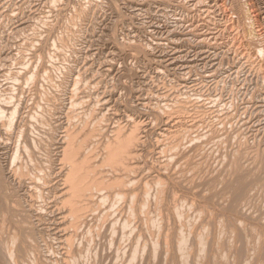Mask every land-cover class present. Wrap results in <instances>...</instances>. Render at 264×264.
I'll return each mask as SVG.
<instances>
[{
    "label": "rangeland",
    "instance_id": "1",
    "mask_svg": "<svg viewBox=\"0 0 264 264\" xmlns=\"http://www.w3.org/2000/svg\"><path fill=\"white\" fill-rule=\"evenodd\" d=\"M53 3H54V5H53ZM248 4L251 5V7L253 9V11H252L254 14L253 26L250 25L248 18L245 15V11H244L245 7ZM84 10H85V12H84ZM81 11H82V13H81ZM80 14H82V15H80ZM70 21H72V22L74 21L75 24L74 23L73 24L75 25V27H73L72 24L70 25ZM68 23H69V27H68ZM40 26H42L43 29ZM71 26L74 29L71 28ZM39 28H41V30H43V31L41 32ZM75 28H77L76 31H74ZM70 29L72 30V32L69 31ZM38 31H40V32H38ZM64 31L67 32V36L71 37V40L68 39L69 37H66V32H64ZM68 31H69V33H68ZM250 31L252 32L251 34L249 33ZM35 32L37 34L42 33L40 36L42 38L44 36L43 39L46 38L49 43L46 42L47 41L46 39L43 40L42 38H40V36H38ZM61 32H62V34L59 35V33H61ZM73 32L75 34H73ZM71 33H72V35H70ZM57 35L61 36V38ZM62 35H64V37ZM73 35L74 36L77 35L78 37L76 36V37L72 38ZM57 37L60 39V42H62V44L60 42H58L59 40H57ZM32 38H35V40H38L37 42H41L42 44L37 43V42L35 44V40ZM51 38H52V40H51ZM53 38H56V39H53ZM62 38H64L65 40L68 39L70 43L68 42L69 43L68 44L67 43L68 40H66V42H65V40ZM39 39L43 40V42L41 40L39 41ZM73 39H75V41ZM30 40L32 41V43L30 42ZM54 40L56 41V43H58V44L55 43L57 45L56 48L59 49V45L61 44L60 48H63V51L66 50L65 53L62 51V49L55 50V47H52L51 45L50 46L52 47V49L54 50V53H56V54H53L52 49L51 50L48 49V48H51V47H47V46H49L51 41H52L51 43L53 45H55L53 43ZM61 40H64V41H61ZM33 41H34L35 45H33ZM63 42H65V46H62ZM73 42H74V44L72 45ZM39 44L41 45V47H39ZM66 44H68V46H66ZM44 46H45V48L47 47V49L43 48ZM29 47H31L32 49ZM64 47H66V48L69 47L70 49H65ZM73 47H74V49H72ZM24 48H26L25 49L26 51L24 50ZM28 48H29V50L31 49V51L29 53H26V56L28 54L29 57L32 55L33 57L31 56V58H34L35 56L38 55L40 57V58L37 57L40 59V60L37 59V60H39L38 62H36V59H35L36 57L33 59V61L32 60L26 61L29 58L28 56H27L28 58L25 56V60H23L21 58L22 51L28 52L27 51ZM71 49H72V53L70 52ZM46 50L49 52V54L44 55L45 53H48V52H46ZM43 51H45V52L43 53ZM24 52H23V54H24ZM51 52H52V54H51ZM67 52L69 53V55H67L68 54ZM74 52H75V54H73ZM19 53H20V55H19ZM33 54H35V56ZM40 54L44 55L45 57H48V59H50L52 56L53 59H56L54 61H57V59L60 57V56H58V54L59 55L64 54V57L61 55V57L59 58V61L61 60V58H65V54H66L67 55L66 58L68 60L66 58H65V61H64V59H62L61 60L62 62L60 61V65H59V61H58L59 66H61V64H64L61 66L64 68V70H62V68L58 70L59 66L57 65V62H53L50 60H49L50 62H47L48 59H46L44 56H42ZM48 55H51V56L49 57ZM55 55L58 57H56ZM71 55H74V56H71ZM41 56L43 59L41 58ZM53 56L56 58H54ZM72 57H74V58L72 59ZM31 58H29V59H31ZM53 59H51V60H53ZM41 60L42 61L44 60L43 61V67H45V65L49 63L48 65H46L47 67H45V68L42 67ZM22 61H24V62H22ZM25 62L26 63L32 62V63L31 64L28 63L27 67H28V69H30V70H28L29 72L24 71V73H23V69L25 70L27 68L26 64H24ZM51 62L53 64L56 63V65H53ZM34 63H37V67L40 68L39 71H43L42 74H41V72H38V73L34 72L37 68L34 66L35 65ZM38 63H40V64L38 65ZM65 63L67 64L66 67H64ZM77 63H78V66H77ZM29 64L32 67L34 66V68H32L34 73L32 72L31 68H29V67H31V66H29ZM32 64H34V65H32ZM73 64H75V65H73ZM21 65L23 68H21ZM50 65H52L53 67L54 66H56V67L53 68L52 66L50 67ZM68 65L71 67H69ZM48 66L53 71L57 70L56 75L60 71L58 74L59 76L54 75L53 71H51L48 68ZM83 67H85V68H83ZM46 68L50 70V73L52 72L51 73L52 75L48 73L49 71L47 72ZM69 68H70V70H68ZM74 68L76 71L74 70ZM20 69H22L21 70L22 72L20 71ZM79 69H83V70L79 71ZM84 69H85V71H84ZM44 70H46V71H44ZM65 70H68V71H65ZM26 71H27V69H26ZM36 71H38V69ZM82 71H84V72L82 73ZM4 72H7V73H4ZM45 72H47V73H45ZM65 72H67V73H65ZM0 73H1V75L3 74V76H0V78H1L0 79V103H1L0 105H2L1 107H3V105H4V106H8V108H10L13 104L12 107L14 108L16 103L18 104V102H20V104H19L20 109L18 108L19 112H17V113H20L21 111L27 110L25 108V107H27V103L29 105L28 108H31L30 105H34V106L37 105L36 103H38L40 101H41L40 102L41 104L40 103H38V104H40L42 106V103L45 100V98L49 97V99L51 98V100H52V102L50 100V103L54 104V107L57 108L56 110H59L58 112H60V114H59L58 118H54L55 116H52L54 118V119H52L51 115H50L51 118L49 117L50 121L52 120L51 123L53 122L52 123L53 125L50 123V121L48 119L49 115L47 116V114H48V112H46V111H48V109L46 107L47 103H45V104L43 103L44 106H42L41 108H39L40 105L37 106L38 108L36 106L35 107L33 106L34 108H36V110L32 107L36 111V113H38V115L35 113V111L32 108L29 111L30 113L33 114V115L30 114L31 116L28 118L30 120L33 119L31 122H29L32 124H28L31 126L30 132L33 129H35L36 132L38 134H40L39 133L40 131L37 130V127H38L39 130H41L42 134L40 135L41 137L39 135L37 137H39V139H41V138L43 139L42 136L44 134L47 137V138L45 137L46 138L45 140L43 139L44 140L43 143H45V144H47L46 140L49 139L48 141H50V138H54L53 135L56 134L55 133L56 124L59 123L60 121L64 122L65 109L66 108L70 109L68 107H72L73 105H75L77 99L80 102V97H81V102L83 101L82 98L83 99L87 98V99L84 100L82 102V104H81V102L79 103L77 101L79 103V105L81 104V106L79 107L77 105L79 107V109L77 106H75L76 110L75 109L71 110V111H74L73 113H75L77 111V109L79 111L78 113H76V115H74L73 118H75L77 116V118H75V120L76 119L78 120V118L81 117L82 115L85 118L86 113L90 114V112H91V117H92V115L97 113L96 115H94L93 119L96 118L98 121L94 120L95 121L94 123H93V120H91L89 118V116H90L89 114H88L89 116H87L88 118L86 117L87 120H86V118L84 119L83 117H81V119H83V120H81L82 122L85 121V123H87L91 120L90 122H92L95 125L97 122H99V119L101 120L102 113L104 111H106L105 112L106 114L103 113V115L105 114V119L104 118H103L104 120L102 119V121H101L102 123L99 122V124H101L103 126L98 124L99 126H101V129L104 132H106V133L101 132L103 134L107 135L110 131L109 125L111 126L110 128H112L114 123H118V124H115L114 126L122 124L120 126H122V127L125 126V127H123V129L125 128V130H126L129 128L132 120L134 121L136 119L134 122L138 121V124L140 121V124L138 126H140L141 124L143 125L145 122H147V124L145 123L143 125V127H138V129L140 128L139 129L140 131L142 130L141 132L138 131V133L140 135H142V133L146 134L148 132L146 134V136H144V134H143L142 137L141 136L140 137L142 139L144 138V140L148 137L147 138L148 140L147 139L146 140L149 142H146V145H148L147 143H149V145L148 146L144 145L146 140L144 141L138 136L139 140L136 142V144L138 143V145H137V147L135 145V147H136L135 149L138 150V154H137V151H135V155H137L138 159L135 158V156H134L133 158H134V160L135 159L136 160L135 161H133V159L131 160L137 165L135 166L133 162H130V164H131V166H130L131 168L129 169L130 171L128 174H126L124 176H127V178H129L128 175H130L132 168L134 169L136 167L138 169L139 164L142 165L143 164L142 162L145 161L146 158L147 159L149 158L148 161L146 159V161L144 163V164H147V166L143 164V167L146 166V168L150 169L151 171L153 169L154 171L150 172V171H148V169L145 170L146 168H144V171H147V172H145L147 174H145L143 171V167L141 169V166H139L140 169H138L139 171L137 170L138 173L135 171L136 170V168H135V170L132 171V174L134 172V174L135 173L138 174V175L135 174L136 176H139L140 174L141 175L139 177H136L134 175V177H133L131 174L130 179L137 178L138 180L133 179L132 183H135L134 181H139V182H136L137 184L135 183L136 186L139 184V185H142L143 187L142 186L140 187L139 185H138V187H136V186H134L135 184L131 185V183H130L131 180L129 182H127L126 184L134 186V188L136 187L135 192H136L137 188L140 189V190H138V192H136V194L138 196L140 195L139 198L137 196L134 199L136 204L138 203L139 199H140L139 200V202H140V201H143V197H145L144 198L145 200L148 197L147 198L148 204L150 205V204L156 203V204H153L154 208H156L157 204L159 206V201H158L159 198L161 199V198L167 197L166 196L167 194L169 195V197H167L168 200L166 198H164L167 203L163 202L162 201L163 199L160 200V202H161L160 206H162V207L161 208L157 207L158 211H155V209H153V207L151 205H150L151 207L148 206V204H147V207H149L148 209L145 208L146 205H144V207L142 206L145 210L144 211L141 208L145 212L144 213L143 211L141 212V209H140L141 206L138 209L137 205L138 204L143 205V203L146 204L147 202H145V200H144V202H142V203L140 202L136 205L134 200L132 201L131 200L132 198L129 199V197H128L129 196L128 191L130 189L132 190L134 188L132 187L128 190V188L131 186L126 188L127 186L125 185L124 188L127 190L126 191L124 190V191L128 194L125 193V196H123V199H121L122 197H119L121 200L119 199V201H117V198H114L116 200L117 204L113 203V205H114V207H113L111 205V203H109L111 201L113 202V200H114L113 196L110 195L108 198H106V199H108V201L109 200L110 201L109 202L105 201V200L104 201L107 202V205L109 203L111 205L110 207H112V208L109 209V206H107L106 203H104V204L101 203V204L105 205L103 207L101 206V209L104 212V216H103V214H101L102 210L100 208H98L99 211L101 212L100 213L98 211V214H100V216L98 214H97L98 215L97 216V215H95L96 213H94L92 215H95L97 217L93 216V219H92V218H88V217H91V215H89L88 217H86V219H85L86 221H84L87 224V226H86V224H84L85 225L84 226L82 223L79 225V228L83 227L82 230H80L79 228L76 229V231L78 232V230H79V233H80L81 231L83 232V229L86 227V230L85 229L84 230L86 232L89 230V234H90V231L93 232L94 230L95 231L97 230V232H98L102 228V229H105V231L107 230L110 233V235L113 232L114 235L112 234V236L117 241H119V240L121 241L122 239H124L125 240L124 243H126V241H129L131 239V238L129 239V236L130 237H132V236L136 237L138 240L141 237V234L145 235V233H146L145 236L149 237V235H147V231H145L144 233H143V231L145 229L149 231V229H147V228H152L149 231V232L153 233V237H152V234L150 233L151 234L150 237L152 240L150 238L147 239L144 235L142 236V239L140 238L141 241L146 238L144 242L147 241V243H148L147 245H146V243L144 245L143 241L140 244V241H139L140 239H139L138 240L139 241L138 245L140 244L139 245L140 247H139L138 245H136V242H135L136 238H133V237L129 241V243L131 242L130 244H132L133 241L135 242L134 243L135 249H136V247H138V249H136V251H135V249L134 250L131 249L133 247V244H132V247L129 246L130 247L129 248L127 246V244L129 245V243L127 242L126 244H123V245H126L127 247L126 246L123 247L121 245V243H123V242H118L119 243L118 244L116 240L112 239V237L109 236V233H107L108 236H106L107 235L106 233L104 235L103 232H105V231H102V230L100 231V233H97V236H95L96 234L94 231L93 233L95 235L94 234L93 235L95 237L92 236V234H90L92 237L89 236L87 234L88 232L87 233L83 232V234H85V233L86 234L84 236L82 234L81 237L83 236V238H86V239L89 238V239H87V242L85 241V239H84V241H82L83 239H81V237H80V234L82 232L80 234L76 232L77 234L75 233V236H74L75 238L73 237V239H75V240L72 239L71 244L73 247L75 244L77 246L75 245L76 248L75 247L73 248V251L75 254H74V257H71L73 260H70L71 258L68 259V258H66V256H63L66 254V251L64 250L65 245L64 244H63L64 246L63 245H57L60 243L59 242L60 236H63L65 234H67L68 232L69 233L71 232V229L69 228V225L67 222H66L67 224L65 226L63 224L61 225V227L59 226V223L62 221H60L61 219L59 217H58V219L56 217L59 216L60 211H57V214H56V210L54 209L55 211L53 210L54 211L53 215H52L53 212L51 213L52 210L47 211L48 213L49 212L51 213V214L49 213L51 216L49 214H45V213H47L46 211L41 212V217L44 216L42 218L47 219V220L44 219L45 222H43L44 220L41 217H40V220H38V222L35 219H33L34 217H32V219L30 217L31 222H32V220H35L38 223V225H37L38 227H37V226H35L36 223L32 222L33 227H35L34 230H36V229L39 230V232L37 230L35 231L36 232L35 233V236H36L35 239H37L39 237V238H43L46 241L47 238H49L47 240V242H42V243H41V241H44L43 239L37 240V241L35 240V242L33 241V243L35 245L37 243V244L41 245L43 248L39 245L38 246L36 245L37 247H39V248L41 247L42 250L45 249V251L42 255V257H44L43 258L44 260H43L40 252H38L39 248H37L38 249L37 250L38 257L40 254L41 259L37 258V262H34V264L35 263L38 264V261H39V264L42 261H45V263H42V264H48L49 260H52V261H50L51 263L49 262V264H72L69 261L74 262V260L76 263L74 262L73 264H77L78 260H79V262L81 261L79 264H85L83 261H86V263H87L89 260H91L90 262H92L93 257H90L92 259H89L88 256H89L90 252H91L90 253L91 256L95 255L97 253L96 250L97 251L99 250L97 255L102 254V257L99 256L100 258L97 257L98 258L97 259L96 258L97 255L94 256V259H93L94 261L91 264H95V261L97 262L96 264H98L99 260H100V264H102L104 261L105 262L107 261V262L103 263V264H118V263L119 264L120 263L121 264H123V263L128 264V262L130 263L131 261H132V264H147V262H148V264H182V263L184 264L186 257L189 255H187V256L183 255L184 257H181L182 252H184L183 254H185V255L190 254V256H189L190 260H189V258H187V260H186L187 262H189V264H197V263L201 264L202 262L200 263V260L203 261L202 259H206V260H204V262L205 261L207 262L208 257L210 255H211V257H214L215 253H216L217 261L214 262L215 261L214 258L209 257L210 259H212V261L208 260V263H205V264H209V263L211 264V262L213 264L214 263L216 264L217 262H218V264H264V197H263L264 196V0H0ZM31 73L33 74L32 76L29 75ZM44 73H45L46 79H45V77H43V78L41 77V76H44ZM71 73H73V74H71ZM79 73H81V74H79ZM5 74H6V77L4 76ZM34 74H36L37 76L39 74V81H38L39 85L42 84V83H40L42 81L46 82L47 78H49L51 81L55 80L57 77L59 78L61 76L60 74L63 75V77L61 76L62 78L60 77L63 80H59L60 78L59 79L57 78L56 83L54 85L53 82H55V81L49 82V79H48L47 81L49 82V84H48L49 86L47 85L48 82H46V84L44 82L42 85H40V87H42V89H40V87L37 88L38 87V85H36L37 82L33 83V84H32V82L30 84H29V82L24 83V81L26 82L27 78H29V77L31 79L29 78L27 81H31L32 79L35 80L34 77H36V76ZM78 74H79V76H81L80 79H81L82 84L80 83V80H77V79H79ZM8 75H9V77H8L9 79L7 78ZM25 75L26 76L28 75V76L26 77ZM74 75L78 77V78L75 77V80L78 81L77 83H75V84H77L76 86H78L79 88L81 86V88L83 89V87L85 85V87H88L86 92L90 93L91 96L89 94H86L85 92H83L85 90H83L82 91L83 93H82L80 91L82 89L81 88L79 89L78 87L75 86V84H74L75 80H73ZM22 76H24V77H22ZM51 76H54V77H51ZM4 77L7 79H5ZM18 77H19V80H21V81L18 80ZM40 78H42V80ZM51 78H54V79H51ZM67 78H69V79H67ZM82 78L83 79L85 78L84 81L86 84H83L84 82H83ZM88 78H89V80H91V83L89 82V84H87L88 81H86V80H88ZM69 80H70V82H69ZM12 81L14 82V88H17V89L13 88V84H11V83H13ZM35 81H37V80H35ZM35 81H33V82H35ZM61 81H63V82L65 81L64 82L65 85L63 84V82L61 83ZM20 82H22V83H20ZM92 82H94L93 85H91ZM15 83H16V86H15ZM17 83H18V85L20 84L19 87L17 86ZM59 83L61 84V86ZM66 83H68V84L66 85ZM21 84H23V88H22ZM44 84L47 85L50 89H53V91L49 90L47 86H46L47 88H45ZM50 84H51V86H50ZM27 85L28 86L31 85V86H29L30 88H25L26 89L25 90L24 86H27ZM33 85H36V87H34ZM82 85H83V87H82ZM88 85L91 88H89ZM52 86H54L55 88L54 87L52 88ZM70 86H73V88L76 87V89H73V90L76 91L77 89H79L77 91H80V92L79 93L77 92L76 94H74L75 91L73 92V90H71L72 87H70ZM105 86L107 88H105ZM60 87H61V89H60ZM97 87H98V90H97ZM32 88H36V89H32ZM58 88L61 90V92L63 94L58 90ZM62 88H63V90H62ZM68 88H70V89H68ZM92 88H94L93 90H95V93H94V91L92 92L93 94L90 91ZM104 88L106 90L108 89L107 92L105 91ZM19 89H21L22 91ZM28 89L29 90L32 89V90L28 91ZM37 89H40L41 91L37 90ZM54 89H56V93H55ZM64 89H66V90H64ZM111 89H113V90H111ZM24 90H25V92L21 96L19 95V97H18L17 95H18L19 91H21L19 93V94H21ZM34 90H37V92L35 91V94H34L35 96L34 95L32 96ZM42 90L44 93L46 92V90L47 91L49 90L51 92L48 91L47 94L45 93V98H43L44 96L42 94H44V93H42ZM38 91H39V93H38ZM101 91L104 92L105 94H103ZM108 91H110L111 94ZM15 92L17 93V95L15 94ZM26 92L32 93L31 94L32 97L30 96L29 93L27 94V96L29 95L30 97L29 96L27 97L26 95H24V94H26ZM69 92H71V93L69 94ZM50 93L51 94L53 93L54 95L52 94L53 96L50 97V95H51ZM57 93H59V94L56 96ZM72 93L74 94L75 97L72 95ZM80 93L83 94V96ZM96 93H98V94L96 95ZM6 94L7 95L10 94L12 96H9V99H8V96ZM13 94H15L18 98H16L15 95L13 96ZM94 94H95V97L92 96ZM107 94H108V96H107ZM37 95L39 96V98L41 97L43 99V101L41 98L39 99L40 101L39 100L37 101V99H38ZM70 95H72V96H70ZM79 95H80V97H79ZM87 95H88V97H86ZM104 95H106V97ZM6 96H7L6 99L8 101L5 99ZM25 96L28 100L25 98ZM46 96H48V97H46ZM76 96H78V97L76 98ZM96 96L98 98V101H95V102H97L98 104H94L95 103L94 98H96ZM122 96H124L125 98ZM144 96H146V97H144ZM156 96H158V97L161 96V97H159L161 99L159 100V98ZM163 96L166 99H164ZM12 97L16 99V100L14 99V101H17V99H19V100L14 103V101L12 100ZM56 97H59V99L57 98V100H55ZM62 97H63V99H62ZM68 97H69V99H68ZM92 97H94V98H92ZM107 97H111L112 100L110 98H107ZM120 97H121V99H118ZM31 98H33V99H31ZM71 98H72V100L73 99L76 100V101L73 100L75 102L74 104H71L73 101L68 103V101H70ZM176 98L178 99V101ZM21 99L23 102L21 101ZM108 99L110 100L109 102L107 101ZM115 99L118 101L119 105L117 103L115 106V101H116ZM122 99H124V101H122ZM162 99H164V100H162ZM10 100H11V102L13 101L12 104L9 103ZM95 100H97V99H95ZM102 100H104V101H102ZM105 100L109 104L106 102V104L104 103L105 105L104 104L101 105L103 102H105ZM156 100H158V102L160 104ZM5 101H7V103L9 105L10 104L11 105L10 106L7 105V103H5ZM26 101H28V102H26ZM31 101L33 104H31ZM34 101H37V102L34 104ZM88 101H91L92 104L90 102V103H88V105L85 104L86 107H82V105L84 106L83 103L84 102L87 103ZM99 101H101L102 103ZM121 101H122V103L120 105ZM2 102H4V104ZM56 102H59V103L57 104ZM65 102H67V103H65ZM127 102H129V103H127ZM138 102L140 104H138ZM153 102L154 103L156 102V103L154 104ZM167 102H169L170 104ZM21 103H23V105L25 104L26 106L25 105L23 106ZM112 103L114 104V107H113ZM161 103H162V105H161ZM177 103L179 104L178 106H177ZM93 104L95 106L97 105L96 107L100 112L99 111H96V112L93 111L94 109H96L95 107H93L94 106ZM127 104H128V106L130 104V107L132 110L131 112L129 109L130 107H127ZM132 104H133V106H131ZM156 104H157V107L159 108V110H157L158 108L156 107ZM158 104L161 106V108L159 107ZM163 104H165V105H163ZM173 104H175L176 106ZM59 105H60V107H59ZM61 105L63 106V108ZM89 105H90V107H89ZM138 105H140V107H141V105L142 106L146 105V106L138 108ZM147 105H148V107H147ZM151 105L152 106L154 105L156 110H154V108ZM166 105H170L171 108H172L171 105H173V109L170 110L169 107ZM107 106L112 107V109L111 108L107 109ZM124 106H126V107H124ZM44 107L46 108V110L43 109ZM81 107H82V110H81ZM101 107H102V109H99ZM134 107H137V108H135L137 110L134 111L133 110ZM145 107H147V108L150 107L153 109H150V108L147 109L146 108V110H145ZM165 107H167V109H169V110H166ZM178 107H179V110H176V109H178ZM3 108H2V110H5L4 114L7 112L6 114L10 115V111H8L9 109L7 107H6V109H5V107H3ZM21 108H23V110H21ZM58 108H60V109H58ZM72 108H74V107H72ZM89 108H91V110ZM162 108H164L163 109L164 112H163ZM10 109H12V108H10ZM41 109H43V110H41ZM83 109L84 110L87 109V110H85L86 112H83V114H82L80 112L83 111ZM118 109H120V111ZM139 109H143V111H141ZM31 110H33L34 113ZM37 110L38 111L41 110V114L44 113V111H45L46 116L44 114H42V117H40L39 119H37V120L34 119V115H36L35 117L38 118V116L40 114V112H38ZM107 110H109L108 111L109 114H108ZM92 111L95 113H92ZM115 111H117L116 113L119 112L118 115L115 114ZM144 111L149 113V115L146 112L144 113ZM110 112H111L112 116H111ZM123 112H125V113H123ZM151 112H155V113L151 114ZM156 112H160L161 114L160 113L158 114ZM166 112L169 113V115H167ZM17 113L14 114L15 116L13 115L14 117L12 116L13 119H11V125H12V123L14 124V125H12V127L14 126L13 127L14 129L11 127L12 132L9 131L10 134L7 133L8 129H10V127L8 128L7 124H3V123H5V121H4L5 118H6V121H8L7 118H9L10 116L7 117V115L5 114V118L3 117L4 122L0 121V123L2 124V125H0V127H1L0 138L3 136L2 139H0L1 140L0 142L1 143L4 142V140H6V137H8V136H9L8 141H9V139L11 140L9 142L7 141L9 143V144L8 143L6 144L7 150L4 149V150H6L5 154L7 157H5V154L3 155L2 151H1L2 149L0 148V160H1L0 163L2 162L1 163L2 165L1 164L0 165H1V167L6 165L4 167V170H5L4 173H7L10 162H15V159L13 161V157L15 155V153H14L15 151L13 149H15L14 145L16 144L15 143L16 141L14 138L16 135V130H15L16 127L15 126H17V124L19 123V117H20V114L22 112L19 115ZM138 113H139V115H138ZM4 114H3V116H4ZM16 114H17V116H16ZM41 114H40V116H41ZM77 114L78 115L81 114V116L78 117ZM127 114H130L132 119L129 118L130 116ZM162 114H164L165 117ZM43 115L47 118V120H46V118L44 119ZM60 115H61V117H60ZM98 115H100L101 118ZM135 115H137L139 118L137 116L135 117ZM144 115H146V116H144ZM155 115L157 117H159V118L156 117L155 122L157 125L153 124ZM166 115H167V117H166ZM109 116H111V119H109L110 118ZM16 117H18V118H16ZM112 117H114V118H112ZM126 117H127V119H126ZM143 117H144V119H143ZM168 117H169V119H168ZM116 118H119V119H116ZM122 118H125V119L122 120ZM149 118H151V119H149ZM40 119L42 120V122H43V120H45V122H43V123L40 122L41 121ZM56 119H59V122L57 121V123H56ZM115 119H116V121L117 120H119V121L115 122ZM164 119H165V121L166 120L167 121L165 122ZM34 120L37 121V125L35 123L36 121L34 122ZM38 120H40L39 121L40 124L38 123ZM77 120H76V122H77ZM79 120H80V118H79ZM106 120H109V121H106ZM161 120L164 121L163 124L161 123ZM47 121H49V122H47ZM72 121H74V120L71 119V122ZM81 121H79V122L81 123ZM124 121H125V123L129 122L128 123L129 125L128 124H127L128 126L126 124L123 125ZM14 122H16V123L18 122V123L16 124ZM108 122L111 124L108 125ZM158 122H159V124H158ZM41 123H42V125L44 124V126H41ZM74 123H75V121H74ZM78 123H76V125ZM89 123H87V125H90L88 127H91L92 125ZM103 123H105V125ZM48 125H50V126L55 125L54 127H50V128L55 129V130L51 131L49 127L48 128L45 127ZM40 126L43 127L44 129H41ZM104 126H105V128L108 127V129H107L108 131L105 128H103ZM5 127H6L7 131L4 129ZM33 127H35V128H33ZM85 127H86L85 130L88 129L87 126H85ZM144 127H146V128H144ZM147 127L150 130H148ZM167 127H168V129H167ZM31 128H33V129H31ZM142 128H144V130ZM154 128H155V130H154ZM3 129H4V131H3ZM151 129H152V131H151ZM181 129L182 130L184 129V131H187V133L181 132L182 131ZM158 130L160 132H158ZM188 130H189V134H188ZM45 131H46V134H45ZM144 131H146V133ZM153 131H155V132H153ZM36 132L34 130L32 131V134L33 135L35 134L34 136H32L31 133H30L31 135L29 134L30 138L33 137V139H36L35 141H37V139H38L37 137H35L37 135ZM48 132L49 133L51 132L52 135L49 134ZM156 132H158V133H156ZM162 132H164V133H162ZM5 133L8 135H6ZM161 133L164 134L165 137L163 135H161ZM11 134L14 137H12ZM47 134H48V136L49 135H51V136L48 137ZM157 134H159L161 137ZM106 135H104V136L102 135V136H100V138L102 137L101 139L103 140ZM150 136H152L151 138L153 139V144H152V139H150ZM156 136H157V138H156ZM162 137H164V139ZM159 138H162V139L159 140ZM140 140H142L144 143H142V141H140ZM157 140L162 141V143L160 142V144H159V141L157 143ZM165 141H167L168 143ZM163 142H165V143H163ZM139 143H141V145ZM155 144H158L159 146L156 145L157 147H155ZM162 144H163V146H162L163 151L160 148L161 147L160 145H162ZM140 146H141V148H139ZM145 146L147 148L152 146V147H150V149L152 148L154 150H152V149L150 150L149 148L146 149ZM0 147H2V145ZM8 147H10V149ZM142 147H143V150H141ZM137 148H139V149H137ZM165 148L167 149V152H166ZM11 149L13 151H11ZM158 149H160L162 152H160V150L158 151ZM144 150L145 151L146 150L152 151V153L148 151V153L146 152V154H147L146 155ZM139 151H140V154H139ZM3 152H5V151H3ZM153 152L155 153L154 155H153ZM156 152L158 154H156ZM22 153H24V152L21 151L20 155ZM159 153H160V155H162L164 153V155H162V156H165V154L168 155V157L165 156L163 158L161 156L162 162L164 159L165 160L168 159L167 161L163 162V163L166 162L165 165L167 164V162H170L169 163L170 165L169 164L166 165L167 168H165V165H163V163L161 162ZM9 154H11V155H9ZM34 154H38V156H41L40 155L41 153L40 152L38 153V151H36V153H34ZM149 154H151V155H149ZM24 155L26 156V153ZM24 155L23 154L21 155V158L24 160V161H22V163L25 162V159H27L26 157H24ZM139 155H142V156L139 157ZM1 156H3L4 158ZM35 156H37V155H35ZM35 156H33V157H35ZM38 156L35 158L40 159V160L37 159L40 163L41 161H43L44 156L43 155H42L43 157L42 156L38 157ZM143 156L145 157V159ZM234 156L235 157L237 156L239 158V159L237 158L238 160H236V161L234 160V162H236L237 164L239 162L240 166H239V164L237 166V164L235 165V163H233V159H236ZM157 157H158L157 164L159 162L158 166H160V164H161V166L162 165L164 166V167L162 166L160 168L158 167L159 170L158 169L157 170L160 171V169L164 170V168H165V171H164L165 173L162 170V174L164 173L163 175L161 174V171L157 173L156 169H154L157 166V164L155 163L157 160ZM139 158L140 159L142 158L143 160H140ZM36 159H35V162L37 161ZM18 160H20V157L18 158ZM18 160L16 159V162H18ZM137 160H139L140 162ZM149 160H151L152 163ZM38 161H37V163H38ZM30 162H34V160L33 161L29 160V163ZM29 163L27 160L28 165H26V167L28 168L29 166H31V168L30 167L28 168L29 170H31L34 167L33 165H35V164L31 163V164H33V165H31ZM37 163H36V165H37ZM41 163L43 164L44 161ZM148 163H149V165L155 163L154 164L155 166L151 165L154 168H152L151 166H149L150 167L149 168ZM15 164L16 163H14V165ZM132 164H133V166H132ZM232 165L234 166V168L232 167ZM33 170L34 169H32L31 171H33ZM108 173H109L108 175H110V172H108ZM153 173H154V175H153ZM166 173H167L168 177H167ZM142 175L146 179L143 178ZM148 175H150L151 177L152 176L154 177V178H152L153 181L155 180V177H156V180L154 182H156L157 178L160 175H162L164 179L162 178V176H160V180L158 179L159 185H160V187L162 185V188L156 187L158 185H156V183H153L152 180L148 181L149 180ZM238 175L241 176V177L239 176V179H238ZM151 177H150V179H151ZM242 177H243V180L240 179ZM139 178L142 180H140ZM165 178L166 179L168 178L167 179L168 182H167V180H166V182L164 181ZM9 180L7 182L8 184L11 183L12 179H9ZM126 180L127 179H125V181ZM143 180H144V184H143ZM254 180L256 181V182H254L255 184H253ZM13 181H15L16 184H15V182H13V183L9 184V186L13 190L16 188L14 191L12 190V192L14 195L17 192L16 193V196H17L20 193L19 185L17 184V180H13ZM161 181H162V183H161ZM242 181L243 182L245 181L244 183H246V184L241 183L240 185L243 184L242 186H240L239 184H236V183L242 182ZM140 182H142V183H140ZM147 182H148V184L150 182V187L152 184H155L154 186H152L153 191H154V189H155V191H157L156 189H158L159 193L156 192L157 193L156 194L154 191L156 196H159V197L155 198V202H153V200H154L153 197L151 198V200L149 199L151 196L155 195L152 190H151V192L154 195H152V193H149V192L148 193L151 195H149V194L148 195L146 194L147 196L141 195L143 190L148 191V189L150 188L149 187L147 189L148 186H147V184H145ZM163 182L168 184V185H165V184L163 185ZM256 183L258 185V187H257L258 190L256 189V186H257ZM251 184H253V186ZM228 185L230 187V189H229L230 191L227 189ZM16 186H18V187H16ZM163 186L165 189H163ZM234 186H235V188L233 190ZM244 186L245 187L247 186L246 187L247 189L244 190ZM248 186H249V188L253 187L252 189L256 190L253 192H256V193L252 194L253 192L251 189L248 190ZM237 187L238 188L241 187L240 189H238V192L243 190L242 195H239V193H236ZM141 188L143 190H141ZM144 188H146V189H144ZM150 189H149V191H150ZM161 189H163L164 191ZM167 189L169 192L166 191ZM231 190H233V192ZM246 190H248V191H246ZM250 190H251V192H250L251 194H249ZM162 191L164 192L165 195H163ZM160 192L162 193L161 194L162 196L160 195ZM240 194H241V192H240ZM141 196H142V198H141ZM18 197H21V196L19 195ZM110 198H112V200ZM124 198H125V203H124ZM173 198H175V199H173ZM23 199L21 201L22 203H20V204L21 205L24 204V206L22 205V207L27 208V206H25V204L27 205L28 198H26L27 201H25V199L23 201ZM126 199H127V201H131V203L130 202L126 203ZM0 201H1V199H0ZM3 201H1V202L5 203ZM120 201H122V202L120 203ZM24 202H27V203H24ZM119 203L121 205H122V203H124L122 205L123 207ZM129 203L132 207L136 205L135 208H136V210L138 209L137 211L134 210V207L132 209L130 206V208L132 210H134L135 213L138 214L139 211L141 213H144V215L148 217V218L146 217L148 220L143 221L144 220V219H142L143 214H141V213H139L138 215L136 214L137 218L139 217L138 218L139 220H136L137 218L133 215L135 213L132 212L133 213L132 214L130 212L131 209L128 208V206H127V205H129ZM183 203L185 204V206L187 204V207L184 208L185 210L182 208L183 209V211H182L181 205ZM164 204H165V206H164ZM2 205L7 206L6 204H2ZM9 206H7V207H9ZM117 206H119V207H117ZM120 206L122 207V214H121V210H120L121 207ZM124 206H127L126 208L129 209V212H127L128 211V209H127L126 214H124L125 210H126V208ZM188 206H189V208H188ZM104 207H105V209H106V207H108L106 210L107 211L110 210V212L105 211L103 209ZM114 208H116L117 210L120 211L121 216L116 209L114 210ZM118 208H120V209H118ZM150 208H152L153 211ZM112 209H113V211H115V213H113V214H115L116 216H119L120 218L122 216L126 217L124 219V221H122L118 217H115V215L114 216L111 215V220H109V222H108V219L110 216L108 217L107 213H109V215H110L112 213ZM149 209L151 210V213L153 212L150 216H149V214H150ZM160 209H161V211H159ZM164 209H166V212ZM123 210H124V213H123ZM147 211L149 212L148 214L146 213ZM184 211H186V214H185L186 216H184L185 220H184V217L181 216L182 214L184 215V213H185ZM43 213H44V215H43ZM163 213L165 216H162ZM165 213H168L167 214L168 217ZM105 214H106V216H105ZM127 214H128V216H126ZM45 215H47V216H45ZM101 215H102V217H105V218L107 217L106 218L107 221L105 220L106 222L104 221L103 218L101 221ZM188 215H189V217H187ZM145 216H144V218H145ZM151 216L154 217V219H157L158 221L161 220L160 221L161 223H159L160 225H162L164 222V224H167V225H164V224L163 225L169 228L168 229V234H169V240H168L169 245L168 246L169 247L167 249V254L165 252L164 253L162 252L163 251L162 250L163 245H159L162 248L157 247L156 244H158L157 243L158 241L156 242V244H155V242L153 244L154 246H156V249L158 251L153 248L154 246L152 248H150V244L153 242L154 237H155L154 240H156V238H157V240H159L160 239L159 237L163 232L161 229L160 230L162 232L161 231L157 232L155 230V229H157V227L155 228L154 226L156 225L159 227L160 225H158L157 220H156V223H154L155 220H153ZM5 217H6V215H5ZM5 217H3L1 215L0 221H3V219H4V221L6 222V224H5V222L3 221L5 224L4 228L5 227L7 228L8 226H6V225H9V223H10L9 220H11V216L9 217V215H8V217L10 219L6 217L7 219H9V220L6 219L7 221L5 220ZM50 217L53 219L51 220ZM98 217H99V219H98ZM114 217H115V219L117 218L116 220L118 222L120 219V222L118 223V225H116L117 223H114L115 222ZM127 217H128V223L130 220L133 222V224H132L133 226L130 224L132 222L129 223L133 227V228L131 227L133 230L136 229L135 225H138V227H137L138 229H136L135 231L130 230L129 234H127V233L129 232L130 225L128 223H126V225H125V223L123 224V222H125V220H127ZM166 217L168 219L167 221H166ZM49 218L52 222H50V220L48 221ZM54 218H56L55 221H54ZM87 218H88L89 222H88ZM129 218H130V220H129ZM158 218H160V219H158ZM163 218L165 219V221H162V220H164ZM186 218H188V220ZM17 219L18 218H16V216H15V218H14L15 224H17L16 221H20V218L18 220ZM91 219L93 220L92 221L93 223L90 222ZM141 219H142V221H141ZM41 220H42V222H40ZM96 220H97V222H95ZM98 220H100V221H98ZM135 220H136V224L134 222ZM149 220L152 222L154 221L153 223L155 225L153 226ZM57 221L58 222L60 221V222L58 223ZM111 221L112 222L114 221V222L111 223ZM137 221L140 222V225H139V222H137ZM206 221L210 222V223L207 224ZM14 222L11 221V224L8 227L9 229L7 228L9 230V232L5 228L6 231L4 230V232H6V235H5V237L2 236L3 237L2 239L6 238L5 240H9V238L12 237L11 233L16 234L19 232L17 227L15 226ZM53 222H54V224H53ZM99 222H100L101 226L96 225L92 229L89 228L91 226V223L93 225L94 223L99 224ZM104 222H105V224H104ZM144 222H146L145 226L147 224V226H146L147 228H144L145 226H142V224ZM184 222L185 223L187 222V224H185ZM41 223H43V227L41 226L42 225ZM46 223H48L47 226H46ZM88 223L90 225H88ZM13 224H14V226H13ZM102 224L104 225V228L102 227ZM112 224H114L115 226ZM150 224L153 227L150 226ZM191 224H193V227L195 229H193V227H190ZM105 225L107 227H105ZM128 225H129V228H128ZM163 225L160 227L165 228ZM183 225H185L184 228L186 227L185 229H183V231L185 230V233L184 232L183 233L184 234L187 233V236H185L183 233L180 232V229L183 228ZM197 225L199 226L198 229H196L198 227ZM12 226L15 228V231H17V232H15L13 230L14 228ZM40 226H41V228H40ZM55 226H56V228H55ZM108 226L109 227L111 226V227L109 228ZM119 226L120 227L123 226V227L120 228ZM148 226H150V227H148ZM57 227H58V229H57ZM65 227H68V229H67L68 231L67 230L64 231ZM87 227H88V229H87ZM96 227H97V229H94ZM98 227L99 228L101 227L100 230ZM139 227H143V228H139ZM111 228L114 231H112ZM159 228L157 229L158 231H159ZM11 229L14 232H11L12 231ZM52 229L55 230V232H53ZM69 229H70V231H69ZM109 229H111V230L109 231ZM121 229H122V231H121ZM141 229H144V230L141 231ZM188 229L190 230L191 233H193L192 232L193 230H194V232L195 231H197V232L193 233L194 234L193 235V234L189 233ZM139 230H140V232H142L141 234H140ZM239 230H241V234H240ZM45 231L46 232L49 231L48 234L45 233ZM61 231H63V232H61ZM115 231H118V232H116V233H118L117 234L118 238H119L120 232H124V237H126V238H123V236H122L123 233H121L120 234L121 239L118 240V238L115 237V235H116ZM131 231H133V232H131ZM242 231L245 235L242 233ZM40 232L42 233V237H41ZM50 232H53V234H51ZM136 232H138L140 235H138V233H137V236H136ZM156 232L158 234L160 233L159 237L155 236V235L158 236V234H154ZM7 233H9V234H7ZM39 233H40V235H39ZM58 233H60V235H58ZM188 233L190 234V236H188ZM219 233H222L221 234L222 236ZM126 234H127V236H126ZM132 234H135V235H132ZM182 234L184 235L185 238L190 237V238H188L189 241H188V239L185 240V238L183 237ZM238 234H240V235L238 236ZM7 235H9L10 237H8ZM76 235L78 237L77 240H76V238H77ZM217 235L221 236V238L218 237ZM19 236H20V234H19ZM53 236H54V240L51 239V240H53V241H51L50 238L51 237L53 238ZM100 236H102L103 239H101ZM107 237H109L108 238L109 240L110 239L112 240L110 242L107 239V245H108V241H109L110 244H112L114 242L115 245L113 244V247H117L116 249H119V247H120V249H121V247H122V249L124 248L123 249L125 252L124 258L126 257L125 258L126 261L124 260V258H122L123 255H121V257L119 256L120 254H119L118 250H115V249L113 250L112 249L113 247H110V245H108L111 248V249H109V247L105 245L106 244L105 238H107ZM217 237L222 239V241L220 239H218V241H216ZM91 238L93 240H91ZM127 238L129 240H126ZM17 239L20 240V242H21V239H19V238H17ZM98 239H99V241H102V240H104V241H102V243L99 244V241H97ZM183 239H184L185 243L188 241V245H186L183 242ZM18 240H16L15 243H17ZM89 240H91V241H89ZM219 240L221 241L220 242L221 245L217 244L219 242ZM159 241H160L159 244L163 243L161 240H159ZM20 242L18 241V243H20ZM52 242L54 244H51ZM76 242H78L79 244H80V242L82 243V244H80V247H79V244ZM89 242H91V244ZM97 242H98V244H97ZM18 243H17V245L14 244L15 245V246H13L14 250H15V247H16V249H19ZM44 243H46V245H44ZM47 243H50L49 244L50 246L53 245L54 247H52V248H54V249L58 248L59 246H61V247L59 249H55L57 251H54L51 247H45V246H48ZM92 244H94V245H92ZM95 244L97 247L99 245V247H98L99 249L95 248L96 247ZM181 244H182V247H180ZM215 244L220 245L219 249H217L218 246H216ZM81 245H83V246H81ZM100 245H101V247L103 246V249L100 248ZM104 245H105V247H104ZM116 245H118V246H116ZM148 245H149V247H147ZM184 246H186V247H184ZM77 247L80 248L82 253L83 252L85 253L88 250V252L85 253V254H88V256H85L84 253L83 254L78 253L79 248H77ZM106 247L108 249L105 250ZM213 247L214 248L216 247L215 249H217V250H215ZM50 248H51V250L54 251L53 252L54 256L50 252ZM125 248H129V249H125ZM182 248L183 249L185 248L184 249L185 251H183ZM186 248H187V250H186ZM47 249H49V252L47 251ZM74 249L75 250L77 249L76 252ZM85 249H86V251H85ZM213 249H214V251H211ZM58 250H59V252H58ZM93 250H95L96 253L95 252L92 253ZM102 250H105V251L103 252ZM126 250H127V252H126ZM131 250L134 252H132ZM209 250L211 252H209ZM15 251H17V250H15ZM46 251L48 252V255H47ZM60 251L62 253H60ZM114 251H117L115 253H118L117 256H119V259H118V257L115 258L116 254L114 253ZM128 251H130L131 254ZM55 252H58L59 254H56ZM49 253L51 254V256L49 255ZM126 253H128V254H126ZM154 253H155V257L152 256V254L154 255ZM207 253H211V254L209 255ZM213 253H214V255H212ZM59 255H61V256H59ZM83 255H84V259H82ZM132 255H133L134 259L130 258V257H132ZM179 255H181V256H179ZM77 256H80L79 259ZM81 256H82V258H81ZM206 256H207V258H206ZM60 257L61 258L63 257V260ZM87 257H88V259H87ZM152 257H154V258H152ZM180 257L185 258V259H181ZM45 258H49V260L47 261V259L45 260ZM128 258H129V261H127ZM197 258H199V259H197ZM53 259L56 261H54ZM57 259H58V261H57ZM67 259H68V261H67ZM103 259H104V261H103ZM1 260L2 259H0V264H7V262H8V261H5L6 262L5 263L4 260H2L4 262L3 263ZM40 260H42V261H40ZM64 260H65V262H63ZM121 260H123V261H121ZM187 262H186V264H187ZM204 262H203V264H204ZM8 264H10V262Z\"/></svg>",
    "mask_w": 264,
    "mask_h": 264
},
{
    "label": "bare ground",
    "instance_id": "2",
    "mask_svg": "<svg viewBox=\"0 0 264 264\" xmlns=\"http://www.w3.org/2000/svg\"><path fill=\"white\" fill-rule=\"evenodd\" d=\"M56 4V3H55ZM58 4V3H57ZM53 5H54V3H53ZM53 8V7H52ZM59 11V10H58ZM83 11V10H82ZM82 11H81V13H82ZM244 11H245V15L247 16V18H248V21H249V23H250V25H252L253 26V24H254V14H253V9H252V7H251V5H247L246 7H245V9H244ZM84 12H85V10H84ZM83 12V13H84ZM80 13V12H79ZM80 15H82V14H80ZM74 23V21L72 22V21H70V25L72 24L73 25V27H75V23ZM42 29H43V27L42 26H40ZM68 27H69V23H68ZM72 26H71V28H73ZM41 28H39L40 29V31L42 32L43 30H41ZM254 28V27H253ZM74 29V28H73ZM252 29V28H251ZM77 30V28H75V30L74 31H76ZM36 31V30H35ZM40 31H38V32H40ZM69 31H71L72 32V30L70 29ZM69 31H68V33H69ZM37 32V31H36ZM35 32V33H36ZM64 32H66V31H64ZM63 32V33H64ZM250 34L252 33L251 31L249 32ZM37 34V33H36ZM42 34V33H41ZM40 33H38L37 35L38 36H40L41 35ZM62 34V32L61 33H59V35H61ZM73 34H75L74 32H73ZM59 35H57V36H59ZM70 35H72V33L70 34ZM78 35V34H77ZM76 35V36H77ZM63 37H64V35H62ZM76 36H72V38L73 37H76ZM56 37V36H55ZM60 38H61V36H59ZM66 37H69V36H67V32H66ZM78 37V36H77ZM40 38H42L41 36H40ZM43 38H44V36H43ZM42 38V39H43ZM32 39H34L35 40V38H32ZM31 39V40H32ZM46 39V38H45ZM45 39H43V40H45ZM53 39H56V38H53ZM62 39H64V38H62ZM68 39H70L71 40V37H69ZM68 39H66V40H68ZM77 39V38H76ZM30 40V42L32 43V41ZM41 39H39V41H40ZM43 40H41L42 42H43ZM47 40V39H46ZM51 40H52V38H51ZM57 40H59L58 42H60V39L57 37ZM65 40V39H64ZM64 40H61V41H64ZM66 40H65V42H66ZM74 41H75V39H73ZM38 40H35V44H36V42H37ZM46 42H48V40L46 41ZM52 42V41H51ZM50 42V44H49V46H47V47H55V50H59V49H62V51H63V48H60V45L62 44V42H60L61 44L59 45V49H57L56 48V44H58V43H56V41L54 40V44L55 45H53L52 43ZM65 42H63V45L62 46H65ZM69 42V40L67 41V43ZM37 43H40V44H42L41 42H37ZM49 43V42H48ZM70 43V42H69ZM68 43V44H69ZM34 44V41H33V45H35ZM39 44V47H41V45ZM47 44V43H46ZM68 44H66V46H68ZM74 44V42L72 43V45ZM32 45V44H31ZM38 45V44H37ZM51 45V46H50ZM71 45V44H70ZM71 45V46H72ZM46 46V45H45ZM45 46L43 47V48H45ZM61 46V47H62ZM70 46V47H71ZM34 47V46H33ZM47 47L45 48V49H47ZM52 47L51 48H48V49H52ZM29 48H31V47H29ZM29 48H28V52H24V51H22V53H21V58L23 59V60H25V56H26V53H29L30 51H31V49L29 50ZM65 49H70L69 47H64ZM26 48H24V50H25ZM37 49V48H36ZM72 49H74V47L72 48ZM72 49H71V53H72ZM35 50V49H34ZM39 50V49H38ZM42 50V49H41ZM26 51V50H25ZM61 51V52H62ZM68 51V52H69ZM23 52H24V54H23ZM42 52V51H41ZM45 51H43V53H44ZM46 52H48L47 50H46ZM52 52H53V54H56V53H54V50L52 49ZM52 52H51V54H52ZM56 52V51H55ZM64 53L66 52V50H64L63 51ZM62 52V53H63ZM67 52V53H68ZM20 53H19V55H20ZM38 53V52H37ZM70 53V54H71ZM36 54V53H35ZM35 54H33L34 56H35ZM39 54V53H38ZM46 54H49V52L48 53H45L44 55H46ZM73 54H75V52L73 53ZM23 55V56H22ZM37 55V54H36ZM40 55H42V54H40ZM44 55H42V56H44ZM61 55L64 57V54H58V56H60L61 57ZM67 55H69V53L67 54ZM66 54H65V58H66V56H67ZM27 56H28V54H27ZM26 56V57H27ZM32 56V55H31ZM31 56L29 57V58H31ZM42 56H41V58H42ZM49 57L51 56V55H48ZM56 56V55H55ZM58 56H56V57H58ZM71 56H74V55H71ZM24 57V58H23ZM27 57V58H28ZM33 57V56H32ZM36 57V58H35ZM34 58L36 59V62H38L40 59V57L37 55V56H35ZM37 57H39V58H37ZM45 57V56H44ZM54 57V56H53ZM56 57H54V58H56ZM59 57V58H60ZM76 57V56H75ZM28 58V60H26V61H29V60H32L33 61V59L34 58H31V59H29ZM46 59H48V57H45ZM59 58L57 59V61H54V60H56V59H53L52 58V56H51V58L50 59H48L47 60V62H50V61H53V62H57V65H58V61H59ZM65 58H61V60L62 59H64V61H65ZM74 57H72V59H73ZM77 58V57H76ZM75 58V59H76ZM37 59H39V60H37ZM43 59V58H42ZM45 59V60H46ZM51 59H53V60H51ZM67 59V58H66ZM70 59V58H69ZM71 59V60H72ZM50 60V61H49ZM60 60V61H61ZM68 60V59H67ZM66 60V61H67ZM44 61V60H43ZM43 61L41 60V62H42V67H43ZM60 61H59V65H60ZM63 61V62H64ZM22 62H24V61H22ZM21 62V63H22ZM62 62V61H61ZM69 62V61H68ZM75 62V61H74ZM28 63H32V62H25L24 64H26V67L28 66ZM45 63V62H44ZM52 63V62H51ZM67 63V62H66ZM65 63V66L64 67H66V64ZM79 63V62H78ZM78 63H77V66H78ZM29 64V66H31ZM35 64V65H34ZM34 64H32V65H34L35 67H37V63H34ZM40 63H38V65H39ZM49 64V63H48ZM48 64H46V65H48ZM53 64V63H52ZM76 64V63H75ZM75 64H73V65H75ZM23 65V64H22ZM22 65H21V68H23L22 67ZM45 65V67H47ZM53 65H56V63L55 64H53ZM58 65V66H59ZM62 65H64V64H61V66ZM72 65V64H71ZM25 66V65H24ZM34 66L32 67H29V68H31V70H32V72H33V69L32 68H34ZM52 65H50V67H51ZM61 66H59L58 67V70L59 69H61L62 68V70H64V68L63 67H61ZM69 66V65H68ZM67 66V67H68ZM40 67V66H39ZM45 67H43V68H45ZM53 67V66H52ZM54 67H56V66H54ZM53 67V68H54ZM69 67H71V66H69ZM74 67V66H73ZM5 68V67H4ZM48 68H49V66H48ZM79 68V67H78ZM81 68V67H80ZM83 68H85V67H83ZM2 69V68H1ZM26 69H27V71H26ZM25 70L23 69V73H24V71L25 72H29L28 70H30V69H28V67L26 68ZM38 69V71H36ZM47 69V68H46ZM51 71H53L51 68H49ZM49 69H47V72L49 73V74H51L50 73V70ZM22 69H20V71H21ZM36 70L34 71V72H41V74H42V72L43 71H39L40 70V68H36ZM55 70V69H54ZM61 70V71H62ZM68 70H70V68L68 69ZM68 70H65V71H68ZM74 70H75V68H74ZM80 70H83V69H79V71ZM44 71H46V70H44ZM57 71V70H56ZM56 71H53V74L54 75H56ZM76 71V70H75ZM78 71V72H79ZM84 71H85V69H84ZM84 71H82V73L84 72ZM106 71V70H105ZM22 72V71H21ZM33 72V73H34ZM47 72H45V73H47ZM55 72V73H54ZM60 72V71H59ZM59 72H58V74H59ZM72 72V71H71ZM77 72V73H78ZM4 73H7V72H4ZM45 73H44V76H41L42 78L43 77H45V79H46V76H45ZM65 73H67V72H65ZM64 73V74H65ZM70 73V72H69ZM68 73V74H69ZM75 73V72H74ZM22 74V73H21ZM20 74V75H21ZM26 74V73H25ZM56 75V76H59V75ZM71 74H73V73H71ZM79 74H81V73H79ZM79 74H78V76H79ZM23 75V74H22ZM30 76H32L33 74L31 73V74H29ZM36 77H34V79L35 80H37V81H35V80H33V81H35V82H33L32 80L31 81H27L29 78H27V80H26V82L24 81V83H27V82H29V84L32 82V84L33 83H36L37 82V84L36 85H38V87L37 88H39L40 87V85H42L45 81H42V82H40V83H42V84H38V81H39V74H38V76L36 75V74H34ZM47 75V74H46ZM52 75V74H51ZM62 77H63V75L62 74H60ZM66 75V74H65ZM64 75V76H65ZM77 75V74H76ZM83 75V74H82ZM93 75V74H92ZM0 76H3V74L1 75V73H0ZM5 77H6V74L4 75ZM19 76V75H18ZM26 76V75H25ZM28 76V75H27ZM26 76V77H27ZM48 76V75H47ZM60 76V77H61ZM69 76V75H68ZM72 76V75H71ZM85 76V75H84ZM89 76V75H88ZM4 77V78H5ZM9 77V75L7 76V78ZM22 77H24V76H22ZM25 77V78H26ZM32 77V78H33ZM49 77V76H48ZM51 77H54V76H51ZM59 77V78H60ZM61 77V78H62ZM66 77V76H65ZM70 77V76H69ZM75 77H77V76H73V80H75ZM96 77V76H95ZM7 78H5V79H7ZM21 78V77H20ZM38 78V79H37ZM42 78H40L41 80H42ZM58 78V77H57ZM56 78V79H57ZM58 78V79H59ZM59 79V80H63V79ZM78 78V77H77ZM76 78V79H77ZM81 76H79V79H77V80H80V83L82 84V82H81ZM1 79V78H0ZM9 79V78H8ZM15 79V78H14ZM24 79V78H23ZM22 79V80H23ZM31 79V78H30ZM49 78H47V80H48ZM51 79H54V78H51ZM56 79L55 80H50L49 79V82L51 81V82H53V81H55V82H53L54 83V85H55V83H56ZM67 79H69V78H67ZM66 79V80H67ZM87 79V78H86ZM92 79V78H91ZM16 80V79H15ZM18 80H19V77H18ZM17 80V81H18ZM46 80V82H48ZM82 80H83V84H86L85 83V78L83 79L82 78ZM100 80V79H99ZM19 81H21V80H19ZM58 81V80H57ZM72 81V80H71ZM76 81V80H75ZM74 81V84L75 83H77L78 81H76L75 82ZM86 81H88V83L87 84H89V82L91 83V80H89V78H88V80H86ZM101 81V80H100ZM13 82V81H12ZM46 82H45V84H46ZM49 82L47 83V85L49 84ZM59 82V81H58ZM63 81H61V83H62ZM65 82V81H64ZM64 82H63V84H64ZM67 82V81H66ZM69 82H70V80H69ZM73 82V81H72ZM10 83V82H9ZM20 83H22V82H20ZM23 83V84H24ZM93 83L94 82H92V84L91 85H93ZM11 84H13V88H14V82L13 83H11ZM10 84V85H11ZM23 84H21L22 85V88H23ZM44 84V85H45ZM52 84V83H51ZM51 84H50V86H51ZM60 84V83H59ZM68 83H66V85H67ZM108 84V83H107ZM106 84V85H107ZM25 85V84H24ZM36 85H33L34 87H36ZM47 85H45V88H47L48 86ZM53 85V84H52ZM65 85V84H64ZM71 85V84H70ZM77 84H75V86H76ZM95 85V84H94ZM100 85V84H99ZM105 85V84H104ZM15 86H16V83H15ZM17 86L19 87L20 86V84L18 85V83H17ZM29 86H31V85H29ZM28 85L27 86H24V89L25 88H30ZM47 86V87H46ZM60 86H61V84H60ZM74 86V85H73ZM73 86H70V87H72V89L71 90H73V89H76V87H78V86H76V87H74L73 88ZM89 86V85H88ZM96 86V85H95ZM94 86V87H95ZM98 86V85H97ZM54 86H52V88H53ZM57 87V86H56ZM67 87V86H66ZM82 87H83V85H82ZM12 88V87H11ZM21 88V89H22ZM55 88V87H54ZM79 88V87H78ZM80 88H81V86H80ZM79 88V89H80ZM86 88V89H85ZM87 88L88 87H85V85H84V87H83V89L82 90H80L81 92L83 91V90H85V91H83V92H85L86 94H89L90 96H91V94L90 93H87L86 92V90H87ZM89 88H91L90 86H89ZM105 88H107L106 86H105ZM104 88V89H105ZM14 89H17V88H14ZM21 89H19V90H21ZM32 89H36V88H32ZM32 89H30V90H32ZM40 89H42V87H40ZM40 89H37V90H40ZM48 89L49 90H51V91H53V89H50L49 87H48ZM60 89H61V87H60ZM59 88H58V90L61 92V90H60ZM68 89H70V88H68ZM79 89H77V90H79ZM94 88H92L90 91H91V93L94 91V93H95V90H93ZM96 89V88H95ZM13 90V89H12ZM26 90V89H25ZM25 90L21 93V94H19L21 91H19V93H18V95H17V93L15 92V94L19 97V95L21 96L24 92H25ZM29 89H28V91H30ZM37 90H34V92H33V94L32 93H29V92H26V94H24V95H26L27 96V94L29 93L30 94V96H31V94H32V96L35 94V91L37 92ZM44 90V89H43ZM43 90H42V93H44L43 92ZM48 90V91H49ZM55 90V93H56V89H54ZM62 90H63V88H62ZM64 90H66V89H64ZM70 90V91H71ZM75 91V90H73V92L75 91V93L74 94H76L77 92L79 93L80 91ZM88 90V91H89ZM97 90H98V87H97ZM96 90V91H97ZM108 90V89H107ZM107 90L105 89V91L107 92ZM111 90H113V89H111ZM41 91V90H40ZM47 90H46V94H47V92H48ZM51 91H49V92H51ZM58 91V92H59ZM89 91V92H90ZM11 92V91H10ZM14 92V91H13ZM12 92V93H13ZM18 92V91H17ZM82 92V93H83ZM102 92V91H101ZM109 93H110V91H108ZM112 92V91H111ZM11 93V94H12ZM38 93H39V91H38ZM41 93V92H40ZM45 93L44 94H42L43 96V98H45ZM62 93V92H61ZM71 92H69V94H70ZM84 93V94H85ZM103 94H105L104 92H102ZM108 93V94H109ZM115 93V92H114ZM135 93V92H134ZM15 94H13V96L15 95ZM51 94V93H50ZM53 94V93H52ZM50 95V97L51 96H53V95ZM59 93H57L56 94V96L58 95ZM63 94V93H62ZM67 94V93H66ZM74 94L72 93V95L74 96ZM81 94V93H80ZM85 94V95H86ZM93 94V93H92ZM98 93H96V95H97ZM102 94V95H103ZM108 94H107V96H108ZM111 94V93H110ZM7 95V94H6ZM15 95V96H16ZM41 95V94H40ZM72 95H70V96H72ZM82 96H83V94H81ZM8 96V99H9V96H12V95H7ZM7 96L5 97V99L7 98ZM16 96V98H18ZM26 96H25V98H26ZM29 96V95H28ZM27 96V97H28ZM29 96V97H30ZM31 96V97H32ZM35 96V95H34ZM38 96V95H37ZM36 96V97H37ZM49 96V95H48ZM48 96H46V97H48ZM61 96V95H60ZM63 96V95H62ZM69 96V97H70ZM92 96H94L95 97V94L94 95H92ZM101 96V95H100ZM99 96V97H100ZM105 97H106V95H104ZM110 96V95H109ZM64 97V96H63ZM63 97H62V99H63ZM69 97H68V99H69ZM75 97V96H74ZM78 96H76V98H77ZM79 97H80V95H79ZM85 97V96H84ZM86 97H88V95L86 96ZM94 97H92V98H94ZM102 97V96H101ZM112 97V96H111ZM111 97H107V98H110L111 99ZM114 97V96H113ZM122 97H124V96H122ZM144 97H146V96H144ZM156 97H158V96H156ZM159 97H161V96H159ZM158 97V98H159ZM38 99H37V101L41 98H39V96L37 97ZM57 98L59 99V97H56L55 98V100H57ZM73 98V97H72ZM72 98L70 99V101H68V103H70L71 101H73V100H75V99H73L72 100ZM90 98V97H89ZM104 98V97H103ZM125 98V97H124ZM163 98H164V96H163ZM14 99L15 98H13L12 97V100L14 101ZM23 99V98H22ZM22 99H21V101H22ZM27 99V98H26ZM30 99V98H29ZM31 99H33V98H31ZM35 99V98H34ZM42 99V98H41ZM87 99V98H86ZM86 99H83L82 98V100L84 101V100H86ZM91 99V98H90ZM95 99H97V100H95ZM101 99V98H100ZM114 99V98H113ZM118 99H121V97L120 98H118ZM161 98H159V100H160ZM164 99H166V98H164ZM164 99H162V100H164ZM177 99V98H176ZM7 100V99H6ZM16 100V99H15ZM19 99H17V101H18ZM28 100V99H27ZM36 100V99H35ZM50 100H51V98L49 99V97L48 98H45V100L43 101V99H42V101H43V103L45 104V103H47L46 104V107H47V109H48V111H46V112H48V114H47V116H48V119H49V121H50V118L52 117V116H55L54 118H58V116H59V114H60V112H58L59 110H56L57 108H55L54 107V104H52V103H50ZM54 100V99H53ZM89 100V99H88ZM112 100V99H111ZM116 100V99H115ZM126 100V99H125ZM8 101V100H7ZM7 101H5V103H7ZM13 101L11 102V100L9 101V103H13ZM17 101H14V103L15 102H17ZM30 101V100H29ZM33 101V100H32ZM32 101H31V104H33L32 103ZM37 101H34V104L37 102ZM40 101V100H39ZM76 101V100H75ZM77 101H78V99H77ZM76 101V103L73 101L71 104H74L75 103V105H71L72 107H74V108H72V107H68V108H70V109H65V117H64V122H62V121H60L59 122V119H56V123H57V121L59 122V123H57L56 124V130L55 129H53V128H50V127H54V126H50L52 123H51V121H50V125H48V126H45L46 128H50V130L52 131H54L55 130V135H53L54 136V138H50V141H48V140H46V142H47V144H45V143H43L44 142V140L47 138L44 134H43V139L41 138V139H39V137H37L38 135L40 136L42 133H41V130H39V128L36 126L37 125V119H39L40 117H42V114H44L45 115V111H44V113H42L41 114V110H43V109H45L46 110V108L44 107L43 109H41L40 111H38V112H40V114H41V116H40V114H39V116H38V118L37 117H35L36 115H34V119H36V120H34V122L36 123V127H37V130L38 131H40L39 133L40 134H38L37 132H36V130L35 129H33V128H35V127H33V128H31V129H33L36 133H37V135L35 136V137H37L38 139H37V141H35L36 139H33V137H29V134L31 133L32 134V131L30 132V125H28V124H32V123H29V122H31L32 120H30V119H28L31 115H33L32 113H30L29 111H30V109L34 106V105H30V107L31 108H28L29 107V105H28V103H27V107H25L27 110H25V111H21L20 113H17V112H19L18 110L20 109L19 107V104H20V102H18V104L16 103V105H15V107L13 108L12 106H13V104H12V106L10 107V108H12V109H10V108H8V106H4L3 105V107H5V109H6V107L9 109H7L8 111H10V115L9 114H6L7 115V117H9V118H7L8 119V121H6V118H5V114H4V112H5V110H2V108L3 107H1L2 105H0V121L2 122L3 121V117L5 118V123H3V124H7V126H8V128L10 127V129H8V132L7 133H9V131H11V127H12V125H14L13 123H12V125H11V119H13L12 118V116L15 114V113H17L18 115L20 114V117H19V123L17 124L16 122H14V123H16L17 124V126H15L16 128H15V130H16V135H15V137L12 135V137H14L15 138V145H14V148L15 149H13L15 152V155H14V157H13V161H14V159H15V162H10V164H9V168H8V171H7V173H4L5 172V170H4V167L6 166L5 164V166H2L1 167V165H0V199H1V201H3V202H5V203H2L1 201V203L2 204H6L7 206H9V207H7V206H3L1 203H0V216L2 215L3 217H5V215H6V217L7 218H9L10 216H11V220H9V219H7L6 217H5V220L7 219V220H9L10 221V223H9V225H6V226H10V224H11V221H13L14 222V218H15V216H16V218H20V221H16V223L17 224H15V222H14V224H15V226L17 227V229H18V233H16V234H13V233H11L12 234V237H10L9 235H7L8 237H10L9 238V240H5V239H2L3 237H5V235H6V232H4V230H5V228H4V226H5V224H6V222L4 221V219H3V221L5 222V224H4V222L3 221H0V259H2V260H4V262L5 261H8L7 262V264L10 262V264H34V262H37V258H40L41 259V257H42V255H43V253H44V251H45V249H41V245H39V244H37L36 243V245L38 246H41L40 248L39 247H37L34 243H33V241L35 242V240L37 241V240H42L43 238H37V239H35L36 238V236H35V231L37 230H34V228L35 227H33V224H32V222H35L36 224H35V226H37L38 225V220H40V217H41V212H47V211H51V213H52V215L54 214V211L56 210V214H57V211H60L59 212V216H55L57 219H58V217L61 219H59L60 221H62V222H58L59 223V226L61 227V225L63 224L64 226L68 223V225H69V228L71 229V232L69 233H67V234H65V235H63V236H60V240H59V242L61 243H59V244H57V245H65V251H66V254L65 255H63V256H66V258H71V257H74V251H73V248L75 247V245H74V247L72 246V239H73V237L75 236V233L77 232L76 231V229H78L79 228V225L80 224H82L83 223V225L84 224H86L84 221H86L85 219H86V217H88L89 215H91V217H88V218H92L93 219V216H95V215H97L98 214V211H99V209L98 208H100L101 209V206L103 207V206H105V205H103L104 203H106V205H107V202H105V201H108V199H106V198H108L110 195L111 196H113V199L114 198H117V201H119V197H122L121 199H123V196H125V191L127 190V189H125L124 188V186L126 185L127 187L126 188H128L129 186H131L132 184H135L136 182H139V181H134L135 183H132L133 181V179L134 180H138L137 178H132V179H130L131 177V174H132V171L133 170H135V166L137 165V164H135L133 161H135L134 160V156H135V158H137L138 159V157H137V155H135V151H137V154H138V150H136L135 148L137 147V145H138V143L136 144V142L139 140V138H138V136L140 137H142V135L144 134V133H142V135H140L139 133H138V131H140L139 129H138V127H143V125L146 123L147 124V122H145L142 126L140 125V126H138L139 124H140V121H139V124H138V121H136V122H134L133 120L131 121V124H130V126H129V128L128 129H126L125 130V128L123 129V127H125V126H120V125H122V124H120V125H117V126H114L115 124H118V123H114L113 124V126H112V128H110L111 126L109 125V124H111V123H109L108 122V125H109V129H110V131H109V133L106 135V134H103V133H101V132H104L102 129H101V126H103V125H101V124H99V122L100 123H102L101 121H102V119L104 118L105 119V112L106 111H104L103 113H105L104 115H103V113H102V118H101V116L100 115H98V116H100V118H101V120L99 119V122H97L95 125L93 124L95 121L94 120H97L96 118L95 119H93L94 118V115H96L97 113H95L96 111H99L98 109H97V105L95 106L94 104H98L97 102H95V101H98V98H97V96H96V98H94V106L93 107H95L96 109H94L93 111H95V112H93L92 111V113H95L94 115H92V117H91V112H90V116L86 113V115H85V118L87 117V116H89V118L91 119V120H93V123L92 122H90L89 120V122H87V123H89V124H91L92 126L91 127H88V126H90V125H87V123H85V121H81V120H83V119H81V117H83V115L81 116V114L80 115H78V117L79 116H81V117H79L80 118V120H79V118H78V120H77V122H76V120H75V118H77V116L75 117V118H73L74 117V115H76V113H78L79 111H78V109H79V107L81 106V104H82V102H81V97H80V102H81V104L79 105V103ZM92 101V100H91ZM91 101H88L87 103H83L84 104V106L82 105V107H86L85 106V104H87L88 105V103H90ZM102 101H104V100H102ZM108 102L110 101L109 99L107 100ZM106 100H105V102H101V101H99V102H101L102 104L101 105H103L104 103L106 104V102H107ZM117 101V100H116ZM115 101V106H116V104L118 103V101L116 102ZM122 101H124V99H122ZM122 101L120 102V105H121V103H122ZM157 102H158V100H156ZM177 101H178V99H177ZM176 101V102H177ZM23 102V101H22ZM26 102H28V101H26ZM41 102V101H40ZM40 102H38V103H40ZM51 102H52V100H51ZM60 102V101H59ZM59 102H56L57 104L59 103ZM62 102V101H61ZM107 102V103H108ZM112 102V101H111ZM126 102V101H125ZM161 102V101H160ZM166 102V101H165ZM3 104H4V102H2ZM25 103V102H24ZM30 103V102H29ZM38 103H36L37 105H35L36 107L38 106V105H40V104H38ZM43 103H42V106H44L43 105ZM55 103V104H56ZM65 103H67V102H65ZM124 103V102H123ZM127 103H129V102H127ZM142 103V102H141ZM145 103V102H144ZM143 103V104H144ZM149 103V102H148ZM154 103V102H153ZM156 103V102H155ZM154 103V104H155ZM159 103V102H158ZM164 103V102H163ZM167 103H169V102H167ZM1 104V103H0ZM10 104V105H11ZM22 105H23V103H21ZM56 104V105H57ZM91 104H92V102H91ZM90 104V105H91ZM104 104V105H105ZM109 104V103H108ZM113 104V103H112ZM126 104V103H125ZM138 104H140L139 102H138ZM160 104V103H159ZM158 104V105H159ZM170 104V103H169ZM6 105V104H5ZM7 105H9L8 103H7ZM9 105V106H10ZM21 105V106H22ZM25 105V104H24ZM23 105V106H24ZM55 105V106H56ZM64 105V104H63ZM70 105V104H69ZM68 105V106H69ZM79 107H78V106ZM90 105H89V107H90ZM118 105H119V103H118ZM161 105H162V103H161ZM163 105H165V104H163ZM173 105H175V104H173ZM173 105H171L172 106V108L170 107V105H166V106H168L169 107V109L171 110V109H173ZM179 104L177 103V106H178ZM182 105V104H181ZM180 105V106H181ZM22 106V107H23ZM26 106V105H25ZM34 106V107H35ZM41 105L39 106V108H41L42 107ZM53 106V107H52ZM62 106V105H61ZM75 106H77L78 107V109H77V111L75 112V113H73L74 111H71V110H73V109H75ZM110 106V105H109ZM131 106H133V104L131 105ZM143 106H146V105H143ZM142 105H141V107H143ZM152 106V105H151ZM150 106V107H151ZM176 106V105H175ZM184 106V105H183ZM33 107V108H34ZM57 107V106H56ZM59 107H60V105H59ZM82 107H81V110H82ZM88 107V106H87ZM113 107H114V104H113ZM119 107V106H118ZM124 107H126V106H124ZM127 107H130V104H129V106H128V104H127ZM140 107V105H138V108ZM140 107V108H141ZM147 107H148V105H147ZM147 107H145V110H146V108ZM149 107V108H150ZM153 108H154V110H156L155 109V107H154V105L152 106ZM156 107H157V104H156ZM159 107L161 108V106L159 105ZM19 108V109H18ZM24 108V107H23ZM23 108H21V110H23ZM32 108V109H33ZM38 108V107H37ZM62 108H63V106H62ZM72 108V109H71ZM104 108V107H103ZM106 108V107H105ZM108 108H111L112 109V107H108L107 106V109ZM135 108H137V107H134V111L135 110H137V109H135ZM149 108H147V109H149ZM153 108H150V109H153ZM158 108V107H157ZM177 108V107H176ZM4 109V108H3ZM35 110H36V108H34ZM33 109V110H34ZM58 109H60V108H58ZM90 110H91V108H89ZM99 109H102V107L101 108H99ZM117 109V108H116ZM130 109V112L132 111L131 110V107L129 108ZM164 108H162V110H163ZM165 109L166 110H169V109H167V107H165ZM175 109V108H174ZM33 110H31L32 112H33ZM34 110V111H35ZM68 110V111H67ZM70 110V111H69ZM76 110V109H75ZM80 110V111H81ZM85 110H87V109H85ZM84 109H83V111H81L80 113H82L83 114V112H86ZM110 110V109H109ZM109 110H107V112L109 111ZM114 110V109H113ZM119 111H120V109H118ZM117 110V111H118ZM124 110V109H123ZM139 110H141V111H143V109H139ZM153 110V111H154ZM157 110H159V108L157 109ZM161 110V111H162ZM176 110H179V107H178V109H176ZM87 111V112H88ZM102 111V110H101ZM111 111V110H110ZM117 111H115V114H117L118 115V113H116ZM129 111V110H128ZM133 111V112H134ZM148 111V110H147ZM63 112V111H62ZM100 112V111H99ZM112 112V111H111ZM111 112H110V114H111ZM114 112V111H113ZM146 111H144V113H145ZM163 112H164V110H163ZM170 112V111H169ZM9 113V112H8ZM34 113V112H33ZM35 113H36V111H35ZM123 113H125V112H123ZM140 113V112H139ZM139 113H138V115H139ZM143 113V114H144ZM147 113V112H146ZM152 113H155V112H151V114ZM156 113H160V112H156ZM167 113V112H166ZM3 114H4V116H3ZM17 114H16V116H17ZM31 114V115H30ZM37 115H38V113H36ZM108 114H109V112H108ZM114 114V113H113ZM135 114V113H134ZM148 115H149V113H147ZM157 114V115H158ZM161 114V113H160ZM43 115V117H44V119L46 118L45 116ZM50 115H51V117H50ZM125 115V114H124ZM127 115H129L130 116V114H127ZM133 115V114H132ZM147 115V116H148ZM163 116H164V114H162ZM167 115H169V113H167ZM167 115H166V117H167ZM15 116V115H14ZM13 116V117H14ZM111 116H112V114H111ZM111 116H109L108 118L109 119H111ZM121 116V115H120ZM137 115H135V117H136ZM144 116H146V115H144ZM160 116V115H159ZM33 117V116H32ZM50 117V118H49ZM60 117H61V115H60ZM59 117V118H60ZM115 117V116H114ZM114 117H112V118H114ZM138 117V116H137ZM156 115H155V118H154V122L156 121ZM165 117V116H164ZM163 117V118H164ZM16 118H18V117H16ZM53 117H52V119H54ZM84 118V117H83ZM84 118V119H85ZM88 118V117H87ZM87 118H86V120H87ZM107 118V117H106ZM129 118H131L132 119V117L130 116ZM139 118V117H138ZM157 118H159V117H157ZM43 119V118H42ZM71 119L72 120H74L75 121V123H74V121H72L71 122ZM103 119V120H104ZM116 119H119V118H116ZM116 119H115V122H117V121H119V120H117L116 121ZM123 119H125V118H122V120ZM126 119H127V117H126ZM130 119V120H131ZM143 119H144V117H143ZM142 119V120H143ZM149 119H151V118H149ZM148 119V120H149ZM167 119V118H166ZM168 119H169V117H168ZM167 119V120H168ZM16 120V119H15ZM14 120V121H15ZM30 120V121H29ZM41 120V119H40ZM40 120H38V123L40 124V122H42V120L40 121ZM46 120H47V118H46ZM62 120V119H61ZM140 120V119H139ZM160 120V119H159ZM166 120V121H167ZM3 121V122H4ZM17 121V120H16ZM40 121V122H39ZM49 121H47V122H49ZM54 121V120H53ZM79 121H81V123L79 122ZM98 121V120H97ZM106 121H109V120H106ZM114 121V120H113ZM112 121V122H113ZM121 121V120H120ZM128 121V120H127ZM145 121V120H144ZM150 121V120H149ZM164 121H165V119H164ZM163 120H161V123L163 124V122H164ZM165 121V122H166ZM43 122H45V120H43ZM42 122V123H43ZM79 122V123H78ZM105 122V121H104ZM153 122V121H152ZM153 122V124H156V122L154 123ZM42 123H41V126H44V124L42 125ZM76 123H78L77 125H76ZM129 123V122H128ZM128 123H125V121H124V124L123 125H127ZM46 124V123H45ZM55 124V123H54ZM101 125V126H99V125ZM104 125H105V123H103ZM158 124H159V122H158ZM165 124V123H164ZM0 125H2L1 123H0ZM33 125V126H34ZM47 125V124H46ZM53 125V124H52ZM129 125V124H128ZM127 125V126H128ZM151 125V124H150ZM157 125V124H156ZM4 126V125H3ZM6 126V127H7ZM40 126V128L41 129H44L43 127H41ZM85 126H87V128L88 129H86L85 130ZM107 126V125H106ZM152 126V125H151ZM6 127L4 128L5 130H6ZM14 127V126H13ZM12 127V128H13ZM153 127V126H152ZM155 127V126H154ZM166 127V126H165ZM164 127V128H165ZM103 128H105V126L103 127ZM144 128H146V127H144ZM144 128H142L143 130H144ZM148 128V127H147ZM151 128V127H150ZM157 128V127H156ZM0 129H1V127H0ZM4 129H3V131H4ZM14 129V128H13ZM106 130L108 129V127H106L105 128ZM153 129V128H152ZM152 129H151V131H152ZM160 129V128H159ZM167 129H168V127H167ZM187 129V128H186ZM185 129V130H186ZM191 129V128H190ZM46 130V129H45ZM48 130V129H47ZM102 130V131H101ZM105 130V131H106ZM148 130H150L149 128H148ZM154 130H155V128H154ZM162 130V129H161ZM182 130V129H181ZM180 130V131H181ZM1 131V130H0ZM7 131V130H6ZM108 131V130H107ZM142 131V130H141ZM140 131V132H141ZM147 131V130H146ZM146 131H144L145 133H146ZM157 131V130H156ZM167 131V130H166ZM12 132V131H11ZM14 132V131H13ZM44 132V131H43ZM153 132H155V131H153ZM158 132H160L159 130H158ZM158 132H156V133H158ZM181 132H186L187 133V131H184V129L181 131ZM49 133V132H48ZM104 133H106V132H104ZM139 135H138V134ZM148 133V132H147ZM146 133V134H147ZM151 133V132H150ZM162 133H164V132H162ZM161 133V135H163L164 136V134H162ZM1 134V133H0ZM6 134V133H5ZM10 134V133H9ZM30 134V135H31ZM45 134H46V131H45ZM49 134H51L52 135V133L50 132ZM54 134V133H53ZM146 134H144V136H146ZM166 134V133H165ZM182 134V133H181ZM185 134V133H184ZM188 134H189V130H188ZM4 135V134H3ZM6 135H8V134H6ZM35 135V134H34ZM33 134H32V136H34ZM51 135H49L48 136V134H47V136L48 137H50ZM104 136V135H106L105 136V138L102 140L101 138H100V136ZM150 135V134H149ZM148 135V136H149ZM156 135V134H155ZM157 135H159V134H157ZM160 136V135H159ZM3 137V136H2ZM2 137L0 138V139H2ZM5 137V136H4ZM9 137V136H8ZM8 137H6V140H4V142H0L1 144H0V146L2 145V147H0L2 150V153H3V155L6 153V148H7V146H6V144L9 142V141H11L10 139H9V141H8ZM41 137V136H40ZM46 137V138H45ZM140 137V138H141ZM152 136H150V139H152L151 138ZM161 137V136H160ZM165 137V136H164ZM164 137H162L163 139H164ZM148 138V137H147ZM146 138V139H147ZM156 138H157V136H156ZM162 138H159V140L160 139H162ZM12 139V138H11ZM142 139V138H141ZM145 139V140H146ZM167 139V138H166ZM14 140V139H13ZM12 140V141H13ZM43 140V141H42ZM142 140H144V138L142 139ZM142 140H140V141H142ZM144 140V141H145ZM148 140V139H147ZM145 141V143L142 141V143H144V145H146V142H149V141ZM155 140V139H154ZM159 140H157V143H158V141ZM1 141V140H0ZM3 141V140H2ZM8 141V142H7ZM160 142L162 143V141H159V144H160ZM165 142H167V141H165ZM165 142H163V143H165ZM13 143V142H12ZM168 143V142H167ZM166 143V144H167ZM9 144V143H8ZM140 145H141V143H139ZM148 145H149V143H147ZM151 144V143H150ZM152 144H153V139H152ZM13 145V144H12ZM135 145H136V147H135ZM148 145H146V146H148ZM156 145H158V144H155V147H157ZM145 146V148L146 149H150V147H152V146H150V147H146ZM159 146V145H158ZM161 147V150H162V146H163V144L162 145H160ZM167 146V145H166ZM144 147V146H143ZM143 147H142V149L141 150H143ZM165 147V146H164ZM163 147V148H164ZM9 149H10V147H8ZM12 148V147H11ZM139 148H141V146L139 147ZM139 148H137V149H139ZM144 148V149H145ZM168 148V147H167ZM4 149H6V150H4ZM135 149V150H134ZM152 149V148H151ZM150 149V150H151ZM166 149V148H165ZM164 149V150H165ZM12 149H11V151H13ZM152 150H154V149H152ZM160 149H158V151H159ZM160 150V152H162ZM3 151H5V152H3ZM24 152V153H22L23 155L26 153V156L24 155V157H26L27 159H25V162H23L22 163V161H24L22 158H21V155H20V152ZM36 151H38V153L40 152L41 154V156L43 155L44 156V158H43V161H44V163L42 164L41 162H43V161H41L40 163H39V161L38 160H40V159H36L35 157H37L38 156V154H34V153H36ZM145 151V150H144ZM149 151V150H148ZM148 151L146 150L145 151V154H146V152L148 153ZM157 151V152H158ZM34 152V153H33ZM143 152V151H142ZM149 152H151L152 153V151H149ZM156 152V154H158ZM166 152H167V149H166ZM165 152V153H166ZM12 153V152H11ZM139 154H140V151H139ZM155 153L153 152V155H154ZM162 154V153H161ZM8 155V154H7ZM9 155H11V154H9ZM13 155V154H12ZM17 155V156H16ZM35 156V155H37V156H35V157H33V156ZM147 155V154H146ZM145 155V156H146ZM149 155H151V154H149ZM159 155H160V153H159ZM162 155H164V153L162 154ZM162 155H160V160H161V162H162V159H161V156ZM41 156H38V157H41ZM42 156V157H43ZM142 155H139V157H141ZM156 156V155H155ZM158 156V155H157ZM165 156H167L168 157V155H166L165 154ZM165 156H162V158L163 157H165ZM1 157H3V156H1ZM5 157H7L6 156V154H5ZM20 157V160H18V158ZM23 157V158H24ZM144 157V156H143ZM147 157V156H146ZM149 157V156H148ZM235 157V156H234ZM4 158V157H3ZM153 158V157H152ZM151 158V159H152ZM156 158V157H155ZM233 158V157H232ZM236 159H233V163H235V165L237 164L236 162H234V160L236 161V160H238L239 158L236 156L235 157ZM238 158V159H237ZM2 159V158H1ZM16 159L18 160V162L20 163H18V162H16ZM35 159L38 161V163H37V161L35 162ZM98 159V160H97ZM133 159V161H131ZM140 159V158H139ZM144 159H145V157H144ZM147 159V158H146ZM146 159H145V161H146ZM149 159V158H148ZM148 159H147V161H148ZM4 160V159H3ZM6 160V159H5ZM27 160H28V163H29V160L30 161H33L34 160V162H30L29 164H31V163H34L35 165H33V164H31V165H33L32 167V169H34L33 171H31V170H29L28 168L30 167L31 168V166H29L28 168L26 167V165H28L27 164ZM140 160H143L142 158L140 159ZM153 160V159H152ZM159 160V161H160ZM168 159H164L163 160V162L164 161H167ZM1 161V160H0ZM8 161V160H7ZM137 161H139V160H137ZM145 161H143L142 163L144 164L145 163ZM149 161H151V160H149ZM157 161H158V157H157V160H156V164H157ZM6 162V161H5ZM8 162V163H9ZM130 162H133L134 163V169L132 168V171H131V173H130V175H128V177L129 178H127V176H124V175H126V174H128L129 173V169L131 168L130 166H131V164H130ZM140 162V161H139ZM162 162V163H163ZM13 163V164H12ZM14 163H16L15 165H14ZM36 163H37V165H36ZM151 163H152V161H151ZM154 163V164H155ZM166 163V162H165ZM165 163H163V165H165ZM170 162H167V164H169ZM232 163V162H231ZM232 163V164H233ZM139 164V163H138ZM143 164L142 165H140L139 164V166H141V169H142V167H143ZM154 164H150L149 165V163H148V167L149 166H153ZM158 164H159V162H158ZM158 164H157V168L155 167H152V168H154V169H156V171H157V173L158 172H160L161 171V174H162V170L163 169H160V171H158L159 169H158V167L160 168V167H162L161 166V164H160V166H158ZM166 164V165H167ZM238 164H239V162H238ZM238 164H237V166H238ZM144 165H146L147 166V164H144ZM165 165V168H167V166ZM170 165V164H169ZM234 165V164H233ZM232 165V167L234 168V166ZM132 166H133V164H132ZM139 166H138V169H140L139 168ZM146 166H144L143 167V171H144V168H146ZM155 166V165H154ZM239 166H240V164H239ZM164 167V166H163ZM171 167V166H170ZM150 168V167H149ZM151 168V169H152ZM165 168H164V170H163V172L165 171ZM237 168V167H236ZM137 168H136V172L138 173V170ZM148 168H146L145 170H147ZM158 169V170H157ZM170 169V168H169ZM168 169V170H169ZM138 170V171H137ZM167 170V169H166ZM141 171V170H140ZM148 171H150V172H152V171H154L153 169H152V171L150 170V169H148ZM108 172H110V175H108L109 173ZM127 172V173H126ZM145 172H147V171H144V173ZM149 172V173H150ZM106 173V174H105ZM137 173H135V174H137ZM165 173V172H164ZM163 173V174H164ZM134 172H133V174H132V176L134 177ZM145 174H147V173H145ZM162 174V175H163ZM138 175V174H137ZM141 175V174H140ZM139 175V176H140ZM153 175H154V173H153ZM157 175V174H156ZM162 175H160V176H162ZM166 175H167V173H166ZM165 175V176H166ZM242 175V174H241ZM136 176V175H135ZM139 176H136V177H139ZM149 177H148V181H150V180H152V178H154L153 176L151 177L150 175H148ZM160 176L157 178V181L156 182H154L155 180H156V177H155V180L153 181V183H156V185H158V186H156V187H160V185H159V181H158V179L160 180ZM239 176L240 175H238V179H239ZM142 177H143V175H142ZM150 177H151V179H150ZM167 177H168V175H167ZM241 177V176H240ZM127 179L126 181H125V179ZM143 178H145V177H143ZM162 178H163V176H162ZM9 179H12V181H11V183H13V182H15V181H13V180H17V184L19 185V190H20V193H19V195L21 196V197H18L19 195H17L16 196V193H15V195L13 194V192H12V188L9 186V184H11V183H7L8 182V180ZM140 179V178H139ZM146 179V178H145ZM144 179V180H145ZM164 179V178H163ZM168 179V178H167ZM166 178H165V182H166V180H167ZM240 179H242L243 180V177L242 178H240ZM131 180V185H128V184H126L127 182H129ZM140 180H142V179H140ZM144 180H143V184H144ZM10 181V180H9ZM151 181V182H152ZM240 181V180H239ZM167 182H168V180H167ZM245 182V181H244ZM243 181L242 182H238V183H236V184H241V183H243V184H246V183H244ZM254 182H256L255 180L253 181V184H255ZM27 183V184H26ZM129 183V184H130ZM140 183H142V182H140ZM158 183V184H157ZM161 183H162V181H161ZM160 183V184H161ZM15 184H16V182H15ZM137 184V183H136ZM136 184L134 185V186H136ZM145 184H147V189L150 187V182H149V184H148V182L147 183H145ZM152 184V183H151ZM168 185V184H166V183H164L163 182V185ZM242 184V185H243ZM253 184H251L252 186H253ZM139 185V184H138ZM138 185L136 186V187H138ZM155 184H152L151 185V187L152 186H154ZM238 185V186H239ZM242 185H240V186H242ZM256 185H257V183H256ZM134 186H131V187H129L128 188V190L130 189V188H134ZM140 187L142 186V185H139ZM233 186V185H232ZM231 186V187H232ZM250 186V185H249ZM249 186H248V190L249 189H251L252 190V192L253 191H256L255 189H252V188H249ZM255 186V185H254ZM13 187V186H12ZM16 187H18V186H16ZM135 187V188H136ZM139 187V188H140ZM143 187V186H142ZM145 187V186H144ZM150 187V188H151ZM228 187H229V185H228ZM227 187V189L229 190L230 189V187L228 188ZM247 187V186H246ZM245 186H244V190L245 189H247ZM258 185L256 186V189L258 190ZM15 188V187H14ZM135 188L134 189H130L129 191H128V193H129V199H131L132 201L135 199V197H137L138 195L136 194V192H138V190H140V189H138L137 188V190H136V192H135ZM149 188V189H150ZM160 188H162V185H161V187ZM234 188H235V186L233 187V190H234ZM241 187H237V191H236V193H239V195H242L243 194V188L241 189L242 191H239L238 192V189H240ZM255 188V187H254ZM16 189V188H15ZM14 189V190H15ZM144 189H146V188H144ZM149 189H148V191L147 190H143L142 188H141V190H143L142 191V193H141V195H143V196H145L146 194L148 195L149 193H152L151 192V190L153 189V187L150 189V191H149ZM163 189H165L164 188V186H163ZM163 189H161V190H163ZM232 189V188H231ZM13 190V191H14ZM18 190V189H17ZM125 190V191H124ZM157 191H155V189H154V191H155V193L156 192H158V189H156ZM233 190H231L232 192H233ZM248 190H246V191H248ZM251 190L249 191V194H251L250 192H251ZM22 191V192H21ZM153 191V190H152ZM154 191H153V193H154ZM160 191V190H159ZM164 191V190H163ZM162 191V193H163V195H165L164 194V192ZM166 191H168V189L166 190ZM230 191V190H229ZM141 192V191H140ZM149 192V193H148ZM169 192V191H168ZM167 192V193H168ZM240 192H241V194H240ZM258 192V191H257ZM128 193H126V194H128ZM152 193V195H154ZM159 193V192H158ZM161 192H160V195L162 194ZM166 193V194H167ZM235 193V192H234ZM235 193V194H236ZM254 193H256V192H253L252 194H254ZM157 194V193H156ZM156 194L154 195V196H149L150 198V200H151V198L153 197L154 198V200H153V202H155V198L156 197H159V196H156ZM146 195V196H147ZM149 195H151V194H149ZM248 195V194H247ZM259 195V194H258ZM140 196V195H139ZM139 196H138V198H139ZM162 196V195H161ZM160 196V197H161ZM167 197H169V195L167 194L166 195ZM261 196V195H260ZM16 197V198H15ZM164 197V196H163ZM167 197H164V198H166L167 200H168V198ZM264 197V196H263ZM25 199V201H27L26 200V198H28V203L27 202H24V203H27V205L25 204V206H27V208H23L22 207V205L24 206V204H20V203H22L21 201H22V199ZM126 198V197H125ZM125 198H124V203H125ZM137 198V199H138ZM141 198H142V196H141ZM145 197H143V201H140L141 203L142 202H144V199ZM148 198V197H147ZM146 198V200H145V202H147L148 201V199ZM164 198H161V199H163L162 201L163 202H166L165 201V199ZM24 199H23V201H24ZM111 200H112V198H110ZM120 199V200H121ZM128 199V200H129ZM160 198H159V206H158V204L156 205V208H154V205L153 204H156V203H153L152 201V203L153 204H150L152 207H153V209H155V211H158V209H157V207L159 208H161L162 206H160V200H161ZM173 199H175V198H173ZM105 200V201H104ZM140 200V199H139ZM139 200H138V203H140L139 202ZM142 200V199H141ZM149 200V201H150ZM20 201V202H19ZM104 201V202H103ZM110 201V200H109ZM108 201V202H109ZM115 201V202H114ZM137 201V200H136ZM122 201H120V203H121ZM127 202H130L131 203V201H127V199H126V203ZM134 202H135V200H134ZM157 202V201H156ZM101 203H103V204H101ZM109 203H111V205L114 207V205H113V203H116L117 204V202H116V200L114 199L113 200V202L111 201V202H109ZM108 203V205L107 206H109V209H111L112 207H110L111 205ZM119 203V204H120ZM124 203H122V205L124 204ZM130 203H129V205H127L128 206V208H130ZM137 203V204H138ZM167 203V202H166ZM165 203V204H166ZM101 204V205H100ZM115 204V205H116ZM135 204H136V202H135ZM136 204V205H137ZM147 204H148V202L146 203V204H144L143 203V205L141 204H138L137 205V207H138V209H139V207H140V209L142 208L143 210H144V205H146L145 206V208H149V207H147ZM165 204H164V206H165ZM121 205V204H120ZM121 205V206H122ZM134 205V204H133ZM135 205V206H136ZM149 204H148V206H150ZM100 206V207H99ZM120 206V207H121ZM127 206H124L125 208L127 207ZM135 206H133L134 207V210L135 211H137L136 210V208H135ZM143 206V207H142ZM150 206V207H151ZM167 206V205H166ZM182 207H181V210L183 211V209L184 208H186L187 207V204H186V206H185V204L183 203L182 205H181ZM184 206V207H183ZM117 207H119V206H117ZM123 207V206H122ZM122 207H121V209L120 208H118V209H120L121 210V214H122ZM133 207L131 206V208L133 209ZM108 207H106V209H107ZM128 208H126V210H125V213H124V210H123V213L124 214H126V211H127V209ZM130 208V209H131ZM164 208V207H163ZM162 208V209H163ZM183 208V209H182ZM188 208H189V206H188ZM55 209V210H54ZM105 211H107L106 209H105V207L103 208ZM116 208H114V210H115ZM124 209V208H123ZM131 209V210H132ZM141 209V212L143 211ZM151 210H152V208H150ZM149 209V210H150ZM157 209V210H156ZM168 209V208H167ZM54 210V211H53ZM102 210V209H101ZM117 210V209H116ZM130 210V212L132 213H135V211L134 210H132L131 211ZM151 210H150V214H149V216L153 213H151ZM165 210V212H166V209H164ZM163 210V211H164ZM185 210V209H184ZM188 210V209H187ZM118 212H119V214H120V211L119 210H117ZM145 211V210H144ZM143 211V212H144ZM153 211V210H152ZM154 211V212H155ZM159 211H161V209L159 210ZM162 211V212H163ZM100 212V211H99ZM107 212H110V210L109 211H107ZM127 212H129V209H128V211ZM140 211L138 212V214L139 213H141ZM185 213H184V215L182 214H180L181 216H186L185 214H186V211H184ZM50 213V212H49ZM48 212L47 213H45V214H49ZM50 213V214H51ZM94 213H96L95 215H92V214H94ZM101 213V212H100ZM113 213H115V211H113V209H112V213L109 215V213H107V215H108V217H109V219H108V222H109V220H111V215L112 216H114L115 214H113ZM117 213V212H116ZM130 213V214H131ZM132 213V214H133ZM145 213V212H144ZM144 213H141V214H143L142 216H143V218L142 219H144L143 221H146V220H148L147 218V216H145L144 215ZM147 214L149 213L148 211L146 212ZM49 214V215H50ZM101 214H103V216H104V212H103V210H102V213ZM118 214V213H117ZM118 214V215H119ZM121 214H120V216H121ZM131 214V215H132ZM136 214L137 213H135V214H133L136 218H137V216H136ZM137 214V215H138ZM159 214V213H158ZM157 214V215H158ZM166 215L168 214V213H165ZM8 215H9V217H8ZM43 215H44V213H43ZM99 216H100V214H98ZM97 215V216H98ZM132 215V216H133ZM154 215V214H153ZM160 215V214H159ZM45 216H47V215H45ZM51 216V215H50ZM97 216H95V217H97ZM105 216H106V214H105ZM126 216H128V214L126 215ZM144 216H145V218H144ZM156 216V215H155ZM162 216H165L164 215V213L162 214ZM30 217H31V219H32V217H34L33 219H35V220H32V222H31V220H30ZM42 217H44V216H42ZM41 217V218H42ZM49 217V216H48ZM115 217H118V218H120L119 216H116L115 215ZM115 217H114V220H115V222L114 223H117L116 225H118V223L120 222V219L122 220V221H124V219L126 218V217H124V216H122L120 219H119V222L115 219ZM124 217V218H123ZM131 217V216H130ZM147 217V218H146ZM152 217V216H151ZM167 217H168V215H167ZM167 217H166V221L168 220L167 219ZM187 217H189V215L187 216ZM2 218V217H1ZM13 218V219H12ZM51 218V217H50ZM50 218L48 219V221L50 220ZM56 218H54V221H55V219ZM88 218H87V220H88ZM102 218L104 219V221L106 220L107 221V217L105 218V217H102V215H101V221H102ZM139 218V217H138ZM136 219V220H139V219ZM165 218V217H164ZM163 218V219H164ZM17 219V220H18ZM43 219V218H42ZM44 219H46V218H44ZM43 219V220H44ZM53 218H51V220H52ZM91 219V221L90 222H92L93 220ZM98 219H99V217H98ZM113 219V218H112ZM142 219H141V221H142ZM150 219V218H149ZM152 219L153 220H155V222L154 223H156V220L157 219H154V217H152ZM158 219H160V218H158ZM162 219V218H161ZM187 220H188V218H186ZM6 220V221H7ZM16 220V219H15ZM47 220V219H46ZM50 220V222H52ZM129 220H130V218H129ZM133 220V219H132ZM136 220L134 221L135 222V224H136ZM151 220V219H150ZM149 220V221H150ZM184 220H185V217H184ZM186 220V221H187ZM98 221H100V220H98ZM105 221V222H106ZM117 221V222H116ZM127 221V222H126ZM161 220H157V222H158V225H160L159 223H161L160 222ZM162 221H165V219L164 220H162ZM40 222H42V220L40 221ZM43 222H45V220L43 221ZM67 222V223H66ZM88 222H89V220H88ZM95 222H97V220L95 221ZM105 222H104V224H105ZM112 221H111V223H113ZM130 222H132L131 220L129 221V223ZM137 222H139V221H137ZM152 221H150V223H152V225L154 226L155 224L153 223ZM49 223V222H48ZM48 223H46V226H47V224ZM56 223V222H55ZM93 223V222H92ZM92 223H91V226L89 227L90 229H92L94 226H96V225H98V226H101L100 225V222H99V224L98 223H94L93 225H92ZM122 223V222H121ZM125 223V225H126V223H128V217H127V220H125V222H123V224ZM128 223V224H129ZM142 223V222H141ZM145 223L146 222H144L143 224H142V226H145ZM185 223V222H184ZM206 223L207 224H209L210 222H207L206 221ZM4 224V225H3ZM14 224H13V226H14ZM40 224V223H39ZM42 225V227H43V223H41ZM51 224V223H50ZM53 224H54V222H53ZM57 224V223H56ZM131 225L133 224V222L132 223H130ZM129 224V225H130ZM149 224V223H148ZM163 224H164V222H163ZM162 224V225H163ZM185 224H187V222L185 223ZM194 224V223H193ZM193 224H191L190 225V227H193ZM45 225V224H44ZM67 225V226H68ZM88 225H90L89 223H88ZM112 225H114V224H112ZM129 225H128V228H129ZM130 225V228H129V232L127 233V234H129L130 233V230H133L132 228V226ZM139 225H140V222H139ZM151 224H150V226H152ZM162 225H160V226H162ZM164 225H167V224H164ZM163 225V226H164ZM12 226V227H13ZM41 226H40V228H41ZM50 226V225H49ZM82 226V225H81ZM85 226V225H84ZM86 226H87V224H86ZM115 226V225H114ZM146 226H147V224H146ZM144 227V228H147V227ZM150 226H148V227H150ZM152 226V227H153ZM159 226V227H160ZM184 226L185 225H183V228L182 229H180V232L181 233H185V230L183 231V229H185L184 228ZM198 226V225H197ZM7 227V228H8ZM11 227V228H12ZM38 227V226H37ZM51 227V226H50ZM102 227L104 228V225L102 224ZM105 227H107L106 225H105ZM109 227V226H108ZM111 227V226H110ZM109 227V228H110ZM120 227V226H119ZM118 227V228H119ZM121 227H123V226H121ZM120 227V228H121ZM132 227V228H131ZM135 227H136V229H138L137 227H138V225H135ZM155 228L157 227V229L159 228L158 226H154ZM165 228H159V231L157 230V229H155L157 232H160L161 230L163 231H161L162 232V234L160 235V237H159V234L156 232V233H154V234H158V236L157 235H155L156 237H159L160 239L159 240H161L162 242V244H159V240H157V238H156V240H154L155 239V237H154V239H153V242L150 244V248H152L154 245V242H155V244H156V242L158 243V244H156L157 245V247H160L159 245H163V248L162 247H160V248H162V252L164 253H166L167 254V249H168V245H169V234H168V227H166V226H164ZM189 227V228H190ZM196 227V226H195ZM6 228V230H8ZM14 228V227H13ZM12 228V229H13ZM45 228V227H44ZM52 228V227H51ZM55 228H56V226H55ZM54 228V229H55ZM63 228V227H62ZM83 228V227H82ZM82 228H79L80 230H82ZM99 228V227H98ZM101 228V227H100ZM100 228H99V230H100ZM113 228V227H112ZM111 228V229H112ZM119 228V229H120ZM139 228H143V227H139ZM199 228V226L196 228V229H198ZM11 229V230H12ZM47 229V228H46ZM49 229V228H48ZM57 229H58V227H57ZM68 229V227H65L64 228V231L65 230H67ZM70 229H69V231H70ZM85 230H86V227L84 228ZM83 229V232H86L85 230ZM87 229H88V227H87ZM94 229H97V227L96 228H94ZM111 229H109V231L111 230ZM125 229V228H124ZM136 229H134L133 231H135ZM147 229H149V231H150V229H152V228H147ZM153 229V230H154ZM161 229V230H160ZM191 229V228H190ZM193 229H195L194 227H193ZM192 229V230H193ZM5 230V231H6ZM14 231H15V228L13 229ZM11 231V232H14V231ZM41 230V229H40ZM53 230V229H52ZM63 230V229H62ZM101 230L102 231H105V229H102L101 228ZM100 230V231H101ZM118 230V229H117ZM142 230H144V229H141V231ZM182 230V231H181ZM189 230V229H188ZM187 230V231H188ZM243 230V229H242ZM38 232H39V230H37ZM59 231V230H58ZM68 231V230H67ZM95 231V230H94ZM93 231V232H94ZM100 231H98L97 232V230L95 231V234L93 233V232H91L90 231V234H92V236H97V233H100ZM107 231V230H106ZM103 232L104 233V235H105V233L107 234V233H109L108 231L107 232ZM112 231H114L113 229H112ZM121 231H122V229H121ZM125 231V230H124ZM133 231H131V232H133ZM145 231H147V235H149V237H146L145 235H146V233H145V237L148 239V238H150L151 239V234H152V237H153V233H151V232H149L148 230H144L143 231V233L145 232ZM186 231V232H187ZM8 232H9V230H8ZM15 232H17V231H15ZM42 232V231H41ZM40 232V233H41ZM48 232L49 231H45V233H47L48 234ZM53 232H55V230H53ZM53 232H50L51 234H53ZM61 232H63V231H61ZM82 232V231H81ZM80 232V233H81ZM83 232L80 234L79 233V230H78V232L77 233H79L80 234V237H81V235L83 234ZM88 232V233H87ZM86 233L89 235V236H91L90 234H89V230L87 231ZM116 232H118V231H115V237L116 238H118L117 237V234L118 233H116ZM126 232V231H125ZM139 232H140V230H139ZM193 233H195V232H197V231H195L194 232V230L192 231ZM239 232H240V234H241V230H239ZM5 233V234H4ZM40 233H39V235H40ZM44 233V234H45ZM49 233V234H50ZM76 233V234H77ZM85 233V234H86ZM121 233H123L122 234V236H123V238H126V237H124V232H120L119 233V238H118V240L119 239H121V237H120V234ZM137 233L138 232H136V236H137ZM142 232H140V234H141ZM151 233V234H150ZM183 233V234H184ZM189 233L190 234H193V233H191L190 232V230H189ZM188 233V236H190V234ZM242 233H243V231H242ZM2 234V235H1ZM7 234H9V233H7ZM19 234H20V236H19ZM78 234V235H79ZM85 234H83V236L85 235ZM94 234V235H93ZM102 234V233H101ZM112 234L114 235V233L112 232ZM112 234L110 235V233H109V236L110 237H112V239H114V237L112 236ZM127 234H126V236H127ZM139 233H138V235H140ZM182 234V235H183ZM218 234V233H217ZM220 235L222 234V233H219ZM240 234H238V236L240 235ZM244 234V233H243ZM58 235H60V233H58ZM87 235V236H88ZM100 235V234H99ZM103 235V236H104ZM132 235H135V234H132ZM131 235V236H132ZM142 234H141V239H142V236H143ZM185 236H187V233L186 234H184ZM184 235H183V237H184ZM194 235V234H193ZM245 235V234H244ZM3 236V237H2ZM18 236V237H17ZM38 236V235H37ZM51 236V235H50ZM83 236L81 237V239H83L82 241H84V239H85V241L87 242V239H89V238H83ZM91 236V237H92ZM94 236V237H95ZM106 236H108V234L106 235ZM105 236V237H106ZM218 236V235H217ZM222 236V235H221ZM221 236H218V237H220L221 238ZM237 236V237H238ZM242 236V235H241ZM21 237V238H20ZM41 237H42V233H41ZM46 237V236H45ZM44 237V238H45ZM76 237H77V235H76ZM79 237V238H80ZM99 237V236H98ZM101 237V239H103L102 238V236H100ZM133 237V236H132ZM132 237H130L129 236V239L131 238L132 239ZM138 237V238H139ZM217 237V240L216 241H218V239H220V238H218ZM17 238H19V239H21V242H20V240H18ZM47 238V237H46ZM58 238V237H57ZM75 238V237H74ZM109 237H107V238H105L106 239V246H108V245H110V247H113V244H114V242L112 243V244H110L109 243V241L111 242L112 240L110 239H108ZM133 238H136V237H133ZM139 238V239H140ZM144 238V237H143ZM145 238V239H146ZM185 238V237H184ZM188 238H190V237H188ZM188 238H185V240H187ZM49 238H47V240H48ZM51 239H53L54 240V236H53V238L51 237L50 238V240ZM78 239V237L76 238V240ZM95 239V238H94ZM100 239V240H101ZM107 239L109 240L108 241V245H107ZM128 238L126 239V240H129ZM130 239V240H131ZM138 239V240H139ZM141 239L139 240L140 241V244H141V242L143 241H145V239L144 240H142L141 241ZM149 239V240H150ZM16 240H18L20 243H18V241H17V243L21 246H19L18 245V247H19V249H16V247H15V250H17V251H15L14 249H13V246H15L14 244H16L17 245V243H15L16 242ZM44 240V239H43ZM47 240L45 241H41V243L42 242H47ZM53 240H51V241H53ZM57 240V239H56ZM55 240V241H56ZM73 240H75V239H73ZM91 240H93L92 238H91ZM91 240H89V241H91ZM96 240V239H95ZM114 240H116V239H114ZM113 240V241H114ZM123 240V241H122ZM121 241L119 240V241H117V243L118 242H123V243H121V245L124 247V246H126V245H123V244H126L127 242L129 243V241H126V243H124V239H122ZM134 240V239H133ZM136 241V245H138V243H139V241L137 240V238L135 239ZM152 240V239H151ZM150 240V241H151ZM221 241H222V239H220ZM219 240V242L217 243V244H220V241ZM54 241V242H55ZM79 241V240H78ZM81 241V240H80ZM81 241V242H82ZM97 241H99V239L97 240ZM102 241H104V240H102ZM102 241H99V244L100 243H102ZM188 241H189V239H188ZM188 241L185 243L184 242V239H183V242L186 244V245H188ZM232 241V240H231ZM49 242V241H48ZM80 242V244H82ZM93 242V241H92ZM95 242V241H94ZM134 241H133V247H132V244H130L129 243V245L127 244V246L129 247H132L131 249L132 250H134L135 249V243ZM149 242V241H148ZM76 243H78V242H76ZM90 244H91V242H89ZM96 243V242H95ZM104 243V242H103ZM116 243V242H115ZM145 243H146V245L148 244L147 243V241L146 242H144V245H145ZM183 243V244H184ZM11 244V245H10ZM48 244V246H45V247H54L53 245L52 246H50L49 244L50 243H47ZM51 244H54L53 242L51 243ZM79 244V243H78ZM80 244H79V247H80ZM84 244V243H83ZM87 244V243H86ZM89 244V245H90ZM97 244H98V242H97ZM119 244V243H118ZM139 244V245H140ZM217 244H215L216 246H218L217 247V249H219V247H220V245H217ZM44 245H46V243H44ZM63 245V246H64ZM92 245H94V244H92ZM105 245H104V247H105ZM115 245V244H114ZM138 245V246H139ZM143 245V246H144ZM77 246V245H76ZM81 246H83V245H81ZM95 246H96V244H95ZM116 246H118V245H116ZM120 246V245H119ZM126 246V247H127ZM44 247V248H45ZM56 247V246H55ZM58 247V246H57ZM61 246H59L58 248H55V249H59ZM79 247H77V248H79ZM98 247H99V245H98ZM97 246L95 247V248H98ZM109 247V246H108ZM109 247V249H111ZM129 247V248H130ZM140 247V246H139ZM147 247H149V245L147 246ZM180 247H182V244L180 245ZM184 247H186V246H184ZM37 248H39V251L38 252H40V254H41V257H40V254H39V257H38V253H37ZM43 248V247H42ZM51 248H50V252L52 253V255L54 256V254H53V252L54 251H57V250H55L54 248H52L53 250H51ZM76 248V247H75ZM100 248H102L103 249V246L101 247V245H100ZM117 247H113L112 249L114 250H118L119 251V256L121 257V255H123V257L122 258H124V248L122 249V247H121V249H120V247H119V249H116ZM129 248H125V249H129ZM155 250H157L156 249V246H154L153 247ZM214 248V247H213ZM216 248V247H215ZM214 248V249H215ZM43 251H41V250ZM84 249V248H83ZM82 249V250H83ZM99 249V248H98ZM106 249H108L107 247L105 248V250ZM136 249H138V247H136ZM136 249H135V251H136ZM153 249V250H154ZM159 249V248H158ZM183 249V248H182ZM185 249V248H184ZM183 249V251H185ZM212 249V248H211ZM214 249L213 250H211V251H214ZM217 249H215V250H217ZM75 250V249H74ZM77 250V249H76ZM76 250H75V252H76ZM96 250V249H95ZM95 250H93L92 251V253H94L95 252ZM101 250V249H100ZM105 250H102L103 252L105 251ZM131 250V251H132ZM154 250V251H155ZM186 250H187V248H186ZM47 251L49 252V249H47ZM46 251V252H47ZM62 251V250H61ZM60 251V253H62ZM64 251V252H65ZM85 251H86V249H85ZM99 251V250H98ZM98 251L96 250V252L98 253ZM158 251V250H157ZM156 251V252H157ZM182 251V250H181ZM210 250H209V252H211ZM42 252V253H41ZM45 252V253H46ZM48 252H47V255H48ZM58 252H59V250H58ZM58 252H55L56 254H59ZM78 252V251H77ZM87 252H88V250H87ZM87 252H85V253H87ZM95 252V253H96ZM101 252V251H100ZM115 252H117V251H114V253ZM122 254H121V253ZM126 252H127V250H126ZM129 253H130V251H128ZM132 252H134V251H132ZM78 253H82L81 252V250H80V248H79V252ZM84 253V252H83ZM82 253V254H83ZM84 253V255L85 256H88V254H85ZM91 253V252H90ZM90 253H89V259H92V258H90V257H93V259H94V256H96L97 255V253L95 254V255H90ZM184 252H182V256L181 255H179V256H181V257H184V256H187V255H189L190 256V254H183ZM189 253V252H188ZM55 254V255H56ZM64 254V253H63ZM77 254V253H76ZM81 254V255H82ZM116 254V256H115V258L116 257H118V259H119V256H117V254L118 253H115ZM114 254V255H115ZM126 254H128V253H126ZM125 254V255H126ZM131 254V253H130ZM180 254V253H179ZM207 254H211V253H207ZM46 255V256H47ZM49 255L51 256V254L49 253ZM84 255H83V258H82V256H81V258L82 259H84ZM184 255V256H183ZM212 255H214V253L212 254ZM59 256H61V255H59ZM76 256V255H75ZM99 256H101L102 257V254L101 255H97L96 256V258L98 257V258H100ZM131 256V255H130ZM152 256H154L155 257V253H154V255L152 254ZM189 256H187L186 257V259L185 258H181V259H185V263L184 264H186V260H187V258H189ZM208 256V255H207ZM207 256H206V258H207ZM48 257V256H47ZM78 257V259H79V257L80 256H77ZM88 257H87V259H88ZM154 257H152V258H154ZM209 257H211V255L209 256ZM208 257V260L210 261H212V259H210ZM44 257H42V259H43ZM61 258V257H60ZM65 258V257H64ZM76 258V257H75ZM97 258V259H98ZM104 258V257H103ZM108 258V257H107ZM106 258V259H107ZM126 258V257H125ZM125 258H124V260H125ZM130 258H132V259H134V257H133V255H132V257H130ZM179 258V257H178ZM203 258V257H202ZM201 258V259H202ZM205 258V257H204ZM211 258H214V262H216L217 261V258H216V253H215V256L214 257H211ZM216 258V259H215ZM47 259V261L49 260V258H45V260ZM56 259V258H55ZM62 260H63V257L61 258ZM68 259H67V261H68ZM86 259V258H85ZM92 259V262H90L91 260H87L88 262V264H91V263H93V260ZM96 259V260H97ZM197 259H199V258H197ZM1 260V261H2ZM44 260V259H43ZM54 260V259H53ZM70 260H73L72 258L70 259ZM81 260V259H80ZM189 260H190V258H189ZM188 260V261H189ZM203 261H201L200 260V263L201 264H203V262H204V260H206V259H202ZM208 260H207V262L205 261L204 262V264L205 263H208ZM40 261H42V260H40ZM46 261V262H47ZM50 261H52V260H49V262ZM54 261H56V260H54ZM57 261H58V259H57ZM103 261H104V259H103ZM121 261H123V260H121ZM126 261V260H125ZM127 261H129V258L127 259ZM131 261V260H130ZM134 261V260H133ZM199 261V260H198ZM197 261V262H198ZM3 262V261H2ZM3 262V263H4ZM27 262V263H26ZM49 262H48V264H49ZM63 262H65V260L63 261ZM70 263H74L75 262V260H74V262L73 261H69ZM68 262V263H69ZM81 262V261H80ZM79 262V260H78V263L77 264H79L80 263ZM85 264H87L86 263V261H83ZM82 262V263H83ZM90 262V263H89ZM99 263L98 264H100V260L98 261ZM107 262V261H106ZM105 261L103 262V263H106ZM180 262V261H179ZM6 263V262H5ZM42 263H45V261H42V262H40V264H42ZM51 263V262H50ZM76 263V262H75ZM97 262L95 261V264H96ZM102 263V262H101ZM102 263V264H103ZM115 263V262H114ZM131 264H132V261L130 262ZM129 262H128V264H130ZM181 263V262H180ZM195 263V262H194ZM35 264H37V263H35ZM38 264H39V261H38ZM119 264V263H118ZM121 264V263H120ZM124 264V263H123ZM125 264H127V263H125ZM147 264H148V262H147ZM183 264V263H182ZM187 264H189V262H187ZM198 264V263H197ZM210 264V263H209ZM211 264H213L212 262H211ZM215 264V263H214ZM216 264H218V262L216 263Z\"/></svg>",
    "mask_w": 264,
    "mask_h": 264
}]
</instances>
